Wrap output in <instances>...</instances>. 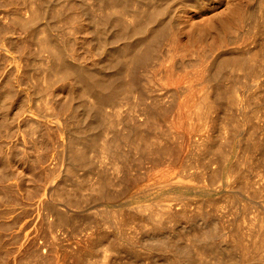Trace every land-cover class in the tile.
<instances>
[{"label": "rangeland", "instance_id": "obj_1", "mask_svg": "<svg viewBox=\"0 0 264 264\" xmlns=\"http://www.w3.org/2000/svg\"><path fill=\"white\" fill-rule=\"evenodd\" d=\"M0 1L1 2L3 1L2 3L0 2V4L2 5V8H4V9L0 8V12L2 13V14L0 13V32L1 31H4L3 33H5V34H3V36L9 37V35H6V34L8 33V29L11 27V25L8 24L9 20L6 19L7 20L6 21L4 18H6L7 14L12 9V6H11V3H9L10 0H0ZM102 1L105 2V0H102ZM150 1H151L150 2V5L151 6L149 5L150 7H148V8H145V6L142 7V5H144V2H145V1H143L140 4L139 11L136 8H134V5H133L132 1L129 2V7L126 9V13H129L130 12L131 15H132L131 18H129V19H128L127 16H125L126 15L125 14V11L120 6H118L117 4L115 5V3H112V7H111V4H108V6L106 7V5L101 2V0H95V1L94 0H85V1L84 0H38V1L37 0L36 1L35 0H25V2L23 0V2L21 3V6L19 8L20 11L18 12L21 15V16L19 15L20 18H19V22H18V23L21 22V24H20V27L17 30L19 33H17V31H15V34L13 35V37L10 38V39H8V41H13L14 43L12 45H10L11 47L9 46V48H8V45L6 44L5 47H6L7 51L4 52V53L3 52L0 53V81H1L0 82V88L2 89V91L6 89L2 93H5L6 91H8L11 86H12L11 88H13L15 90H18L19 89V91H22V93L26 97V99L28 98L27 101H26V104H25L26 106L24 105L25 110H27V109L29 110L30 109V111H31V113L33 115L32 122L35 121L36 124H38V125L40 124V125H39V127L36 126V128H38V130H36V133H34L35 135L34 134H31L33 132V130H32V132L30 130L32 128H34L36 124L34 123V125H32V124L29 123L26 126V127H28L30 125L28 127L29 129H26V127L24 125L25 124L24 122L26 120L25 118L27 117V115H25V113H24L23 116H22L23 119H21V116H20L19 119H18V123L19 124L16 123L19 126H17V125L13 126V128L15 127L14 129H16L15 131L13 129L12 132L9 133V130H7V128H6L7 131L5 130L4 127L0 128V129H2V130H0V136H1L0 137L1 138L0 139V154H1V156H3V157L5 156L6 158H8L10 160V163H11V169L12 170L15 169V171H12L13 178L8 179L7 181H5V183L3 182V184L0 185V195L2 194L4 196V194H5V196L3 198H1V200H0V213H2V215L0 214V216H1L0 217V226L1 225L3 226V227L2 226L0 227V235H1L0 236V252H1V254L5 255V256H2V261H0V264H35L36 263L35 262L36 256H34V255L35 254H38V253H39L38 255H40V258H42L44 256H47V258L49 257L48 258L49 259V263H51V264H99V263L100 264H126V263L127 264H136V263L139 264L140 262H142V264H143V262H145L144 264H146L147 263V260L146 259L147 258L152 259L151 257H153V259L156 260V263H158V264H173V261L176 260V257L175 256H177V258H179L178 260L180 262L185 257V255L184 254L182 255L181 253H178V252H174V248L171 247L172 245L175 246V247H177V248H183V249H187L189 251L191 250L190 251V256H191L192 261H193L194 258H196V259H194V262H193L194 264H196V263L197 264L198 263L199 264H204V262L206 260L207 261L205 262V264H209L211 262V258L210 257H206V259H204L205 257H200L199 258L197 255L195 256L194 252L192 253L193 248L191 246V242H190V239H189L191 237V234L195 235V234L199 233L201 230H204V229H205V231L208 230L207 232H209V237L212 236L211 238H208L207 239V241H209V243H213V245L215 247H217V245H218L219 248H221V247L223 248L224 246H228L229 248H231V250L229 252V255H230L231 251H232V253L234 251L235 254L233 253L230 256L232 257V259L234 258V261L235 262L236 261L237 262L239 261L238 263H240V261L243 262L245 260V257H246L247 259L249 258L250 261L251 260L253 261L252 263L250 261L249 262L247 261L246 263H248V264H264V261H262V260H264V242H262V241H264V238H262V236H264V228H262V225H264V132H262V131H264V34H261L262 32H264V30H262V28H264V26H262L261 30L258 29L259 31L256 30V29H251V30L255 31L253 33V31L250 30V28L252 27V25L250 27L249 22L246 21V12H245L248 9V7L250 8V7H252V6L254 7L256 5V3L254 2L256 0H207L205 2V3H207V5H205V7L202 4V1H200V0H150ZM24 3L26 5V7H24ZM131 3H132V5H131ZM152 3H153L154 6L152 5ZM198 4H200L199 7H197ZM156 6H158V7H156ZM113 7L116 10H114ZM141 7H142V9H141ZM153 7H156V8L154 9ZM34 8H35V10H34ZM109 8H110V10H109ZM161 8H163V10ZM147 9H149V10H147ZM1 10H3V11H1ZM154 10H155V12H154ZM160 10H161V12H160ZM6 11L8 13H6ZM144 11L147 12V13H145ZM150 11L152 13H157L156 14L157 16L154 14L155 17H154V15H152L153 17H151L150 19H148V21H149V23H148L149 24L148 30L151 28V30L148 31L147 30V27L144 26V25L146 24L148 26V24H147L148 21H145V20H147L146 16L149 13H151ZM215 11H217V12L215 13ZM3 12L5 13V16L4 17H3V14H4ZM137 12L138 13L141 12L140 13L141 15L140 14H137ZM142 12H144L145 14L142 13ZM159 12L161 13V15H160ZM210 12H211V14H210ZM31 14H32L33 17L31 16ZM142 14L145 15V18H144V15H142ZM158 14L160 15V17H158L159 16ZM204 14H206V15H204ZM138 15H140V16H138ZM23 16H26V17L23 18ZM262 16H264V13H262ZM156 17H158V19ZM155 18H156V20H155ZM212 18H213L214 21L212 20ZM22 20H23L24 24L22 23ZM24 20L25 21H28L29 20V21L26 22L27 25L23 27V25L26 24ZM128 20H129V22H128ZM192 20H194V21H192ZM200 20L202 22H200ZM239 20H240V23H239ZM155 21H156V23H154ZM159 21H161L162 24H164L165 22H168V23H165L164 24L167 27H165L164 25H162ZM262 21H264V18H262ZM133 22H135V25H134ZM151 22H152V24H151ZM153 23H154V25H157V26H154ZM6 25H7V27H6ZM160 25H162L163 27L160 26ZM177 25H178V27H177ZM83 26H84V28H83ZM154 27H156L154 29L155 31L157 29H159V28L160 29L157 30L156 32H153V28ZM164 27H165V29H162L163 30L162 31L161 28H164ZM89 28H91V29H89ZM217 29H218V31H217ZM65 30L67 32H65ZM86 30L90 31L89 33L91 35L89 33H87L88 31H86ZM57 33H58V35H57ZM85 33L87 35L89 34V36H87ZM257 33H260V34H257ZM16 34L17 35L20 34V35L17 37ZM150 34H151V36H149ZM180 34H181V36H180ZM95 35H97V36H95ZM215 35H216V37H215ZM82 36H83V38L86 37V39H87L86 41H90L92 39L93 40H92V42H90L88 44V42H85V40L82 38ZM19 37H20V39H18ZM56 37H58V38H56ZM90 37H93V38L91 39ZM156 37H160L159 38L160 40L159 39L158 40H159V42H161V41L162 42L161 43H158V40H157ZM13 38H17V39L16 40L15 39L13 40ZM36 38H38V39H36ZM48 38H49L50 41L47 40ZM88 38H90V39L88 40ZM166 38H169V39H166ZM21 39L23 41H24V39L25 40L27 39V40H26V42L24 41L23 44H22V41L19 42ZM44 40H46V42H43ZM142 40L143 41H146V44L144 43V45H146V46H144L142 44L143 43ZM183 40H185V41H183ZM16 41H17V43H16ZM132 41L135 42L134 43V46L136 45V43H139V44H137L138 47L135 46V49H134V47L132 45L133 44ZM137 41H140L141 44H142V46H140L141 45L140 42H137ZM168 41H170V43ZM129 42H131V43H129ZM173 42H174V45H173ZM20 43H21L22 46L25 44L24 45V48L23 47H19L20 46ZM39 43H41L42 45L41 44L39 45ZM44 43L45 44L47 43L48 45L47 44L45 45ZM147 43H149V44H147ZM152 43H153V45H152ZM157 43L159 44V46H158ZM236 43H238V45ZM16 44H18V45H16ZM49 44L52 47L49 46ZM163 44L165 46H163ZM53 45H54V47H53ZM46 46H49L51 48H49V47L47 48ZM128 46H130V48ZM153 46H156L157 48L156 47H153ZM121 47H123V49H124V47H126L125 49H131V50H133L135 52H137V50H138L137 48H139V47H142V49L144 47V49L148 50L149 52L152 51L151 52L152 54L150 56L152 58L149 59L151 62L148 60V61H146V63L147 62L148 63L150 62L149 64L151 65V69H152V66H156L155 68L153 67V70H156V71H154L155 73L153 72V74H156L157 72L160 73V75H158V73L156 74V76L158 75L157 77L155 75L152 76V74H151V77H152V80H153L152 82L154 84L156 83L157 87L160 84V86L158 87L159 89H162L163 88V90H165V88H166L165 91H168V90L172 91L171 89H173L172 92H176L177 90L174 89V88H176L175 86H177V88L178 87L180 88V89H178V91L180 90L181 92L180 93H177L176 92L177 93L176 94L177 96H175L176 98L174 97V99H173L172 108L174 109V107H175L176 111L177 112L180 111L181 113L179 112V113L176 114V111L172 109L173 111L171 112V114L173 116L169 117L165 121V124L166 125L161 122L160 123V126L162 128L160 127L159 129H160L161 132H164V133H167L168 134V136L166 138L168 140H165V141H168V143L170 142L171 145H173L174 147H176V144H180L181 151L179 150L180 152H178V153H179V155L180 154L181 155L178 156L179 158L177 157L176 161L173 162V164H166L167 166L166 165H161V167H160V165H158V166L156 165V169H155V166L153 167V165L151 163V161H152L151 158L152 157H149V155L147 157L145 155L146 159L142 161V164L141 165H137L138 163L136 161L139 159V157H140L141 154L139 153L140 155L137 154L136 156H134L136 154V153L134 154V152H137V151H134L133 150V152L130 153V151L128 150V152H127V149H126L127 146H123V147L120 146L121 148L119 147V149H117V151L120 152V153L118 152V154H119L118 156L116 154L115 155L113 154V151L112 150L115 149V147L117 146V144H116L117 142L114 143L115 141H113V140H115V138H112V137L115 136L117 138V140H119L120 138H121V140H123V138H125V137H126L125 139H128V137L130 136L129 135L130 133H128V132H131L130 130H132V131L133 130L140 131L142 129L143 131L141 130L140 132H142L143 134H146L148 132V130H147V128L145 126L144 127L143 126H141V127L138 126L140 124V121H142V119H140V117H138V113H139V108L140 107L138 105L139 102L138 103L136 102V101H138V97L136 96L138 94H136L135 96L132 97L134 99L136 97L135 100L132 99L131 97H128V99L130 98L129 101H126V103L124 102V104L122 106H119L117 108L112 109V110L118 109L116 111L118 113L115 112L116 113L115 115H114V111L109 110L111 108H109V109L108 108H100V111L104 110L102 112H104L103 114H105L106 117H107V115L109 116V119H108V122L110 123V124L108 123L109 125H107V123H104L105 125L103 124V122L105 120H102V122H100L101 121L100 118L103 116L102 112H100L102 114V115L100 114L101 117L99 116V120L97 119L96 120V123L94 125H92V127H90V129H89L91 131V134H90V131H88V130H85V131L84 130L82 131V129L80 130V135H82V136H80V139L79 140L82 142V145H81V142L78 143V145H81V146H79V149L78 150H80V152L82 153V155L84 154L82 156V157L85 158V159L82 160L84 164L81 161V163L79 164V166H76V167H74L72 169V167H70V166L67 167V164H65L63 161L61 162V160H59V159H56V160H59L60 162L59 161L56 162L54 159H51L49 157V155L51 156L52 153L54 151H56L55 149H57L56 152H59V151H61L63 149L62 148V145H63V142H64L66 136H64L61 131L64 128L62 126V127H60V129H57L58 131L60 130V132L57 133V131L55 130L56 128L53 125L52 126L49 125L48 129H51V131L53 132V134H52V132L50 130H48V131H50L49 135H51V136H49V137L51 138V140H52L51 141L50 138L48 137V134H46L45 131H44L45 128H46V127H43L45 125V122H44L45 120H43V119L40 118V117H42L44 115L53 113V111H56L57 112V108H56L55 103H53V101H51L52 98H53V96H54V94H55V92L56 91H59V92H61V96H63V97L65 96L64 99L67 98L66 101H68V106L69 107L68 106L66 107L65 114L63 115L65 117H63V119L64 120H67V121H65V124L67 123L66 125L72 131L69 128H66V129H68V131L71 132V133H75L76 132L77 127H74V126H77L76 123L80 120L81 116L83 115V113H82L83 110H84L83 108L84 107H88V108H85V109H89V108H92V107L93 108H96V107H95V105H93V99L94 98L91 95H86V93L84 92L83 88L79 87L81 85H79V84H78V86L75 85V83L72 82L74 80H71V79H66V82H65V78L64 77L66 76V74L63 75V73H61L62 72V69H61L62 67L59 65V62L56 61L52 57V54H54V51L57 48L56 50L57 51L60 50L61 54H63L62 58H63L64 63H66V64L68 63L69 66L71 64L72 65L71 67H75L76 66L75 68H78L79 67L80 70L81 69L83 70V69H88L89 68V70H94L95 69L96 71L97 70L99 71V69H100L99 72H102L100 74L103 75L104 78H108V74H109L110 71H108L109 69H107L106 67L102 66V64L108 63L109 60L115 59L117 57L116 53H118V52L121 53V51H122V49H120ZM147 47H149V48H147ZM151 47H153V48L151 49ZM176 47H178V48H176ZM42 48H44V49H42ZM117 48L119 49L118 51H116ZM26 49H27V51H26ZM139 49H140V51L138 50V52H140L142 54H143V52L145 53V51H146V50L143 49V52H142L141 51L142 49L141 48H139ZM168 49H170L171 51L168 50ZM177 49H179L180 51L177 50ZM216 49H217V51H216ZM93 51L95 53H92ZM105 51H106V53H104ZM221 51H225L227 53V56L230 54V56L232 57L231 58L229 56L230 59L227 58L228 62L225 63V64H227L228 67H230V65H229L230 62H234L231 59H233L235 56H236V58H234L235 59V62L238 61L237 62L238 64H242L243 63L246 66V67L244 65L243 66L242 65H239L238 66V67L241 66V68L239 70H242V71H239L237 69L238 67L236 69H232V70H229V71H227V69H226L225 70V73L223 72V75L222 76H224V74H226L227 76L225 75L224 78H221L219 76L218 77V80H217V83H218V81L222 80L221 83L219 82L220 85H221V87H224V86L226 87L227 86V88H223V89H224V91L226 93L229 92L228 94H230L229 89L231 87L236 88V91H235L236 94L235 95H237L236 98L238 97L237 99L240 100L239 101V104L241 103V105H237L239 109L236 106H235L236 108L235 107L233 108V106L230 104L229 101H228V103L230 105L228 103H226V105H225V106H227L226 108L225 107H222L225 103L222 104V105H220V106L217 105V107L215 106V108L213 109L214 110V113H213V110H212L211 115L210 114L208 115L209 118H211V119L207 118L206 121H203L201 119V117H197L198 115H196V114L198 112H196V111L194 112L193 111V110H195L194 109L195 104L196 105L197 104L199 105V100H200L199 98H201V94H202V89H200L199 86L200 85H203L202 80L205 77V73L203 74V72L210 65V63H207V62H210L211 60L209 61V59L210 58L212 59L216 54H218ZM66 52H68V53L66 54ZM11 53H13V54H11ZM38 53H39V55H37ZM109 53H111V54H109ZM231 53H232L233 56L231 55ZM6 55L8 57H6ZM13 55H14L15 58L18 56L17 59L13 58ZM29 55H31V56L29 57ZM46 55H48V56H46ZM158 55H160V56H158ZM107 56H109L108 59H107ZM174 56H177V57L175 58ZM80 57H81V59H80ZM88 57H90V58H88ZM155 57H157V58H155ZM184 57H185V59H184ZM238 57L241 60H239ZM28 58H29V60H27ZM71 58H72V60H70ZM105 58H106V61H105ZM247 58H248V61L249 62L248 61H245V60H247ZM25 59H26V61H25ZM122 59L123 58H121V60ZM152 59H155L154 61L155 62L157 61L159 63L157 64V63L153 62ZM159 59H160V61H159ZM6 60H7V62H6ZM161 60L164 63H161ZM177 60H178V62H177ZM44 61H45V63H43ZM78 62H80V63H78ZM82 62H84V63H82ZM235 62L234 63H231V66L233 64H237ZM246 62H248V63H246ZM16 63H18V64H16ZM41 63H43L46 67L44 68ZM46 63H48V64H46ZM148 63L147 64H144V69H146V67H147L148 70H149V72H152L153 70H150V65L148 67ZM151 63L154 64V65H152ZM35 64H36V66H35ZM161 64L162 65L164 64V65L168 66L167 67L168 70L166 69V66H164V65L161 67ZM201 65L202 66L205 65L206 67L203 66V68H202ZM247 65L249 67H247ZM49 66H50V68L47 69V67H49ZM56 66L60 67L61 70H57L58 68ZM225 67H226V65H225ZM244 67L246 69H244ZM161 68H162V70H161ZM2 69H3V71H2ZM36 69H37V71H36ZM40 69H42V71ZM144 69L140 67L138 69V72H136V77H137L138 83H141V82H143V84L145 83V81H144V77L145 76L144 77H143V75L141 76V74H144L145 73L144 72ZM170 69L171 70H174V71L171 72ZM175 69H177V71ZM191 69L194 72L191 71ZM189 70H190V72H189ZM234 70H237V72L234 71ZM246 70H248V71H246ZM163 71H166V73H168L169 75L166 74ZM179 71L181 73H184V74L181 76V73ZM1 73H2V75H1ZM58 73H61L64 76L63 77L64 79L61 77L62 75L61 74L59 75ZM173 73L174 74L175 73H179V75L178 74L173 75ZM194 73H195V75H194ZM165 74L167 75V77H166ZM40 75H43V77L40 76ZM54 75H55V77L57 79L54 78ZM9 76H10V78H9ZM12 76H13V78H15V77L17 78L18 77L17 78L18 81L15 80L16 78L13 79ZM169 76L171 78L173 77V79H175V80L170 79ZM195 76H197V77H195ZM154 77H155V80L156 79H158V80L154 81V79H153ZM188 77H190L189 80H188ZM8 78H9V80H8ZM28 78H30V79L28 80ZM219 78H221V79H219ZM5 79H6V81L8 80L7 82H10L12 80L11 81L12 83L11 82L10 83H7L5 81ZM241 79H242V81H241ZM13 80H15V83H14ZM141 80H143V81H141ZM159 80H161V81H159ZM165 80L167 82H164ZM168 80L169 81L172 80V81L169 83ZM185 80H188V82L185 81ZM246 80H248V81H246ZM172 82L175 85H173ZM190 82H192V83H190ZM4 83H7V85H5ZM72 83H74V84H72ZM70 84H72L74 86V88ZM180 84L182 86H180ZM233 84H235V85H233ZM4 85L7 88H4L3 89ZM8 86H9V88H8ZM13 86H16V88L13 87ZM195 86H196V88H195ZM71 87H72V90H71ZM201 87L203 88V86H201ZM228 87H230V88H228ZM189 88H191V90L194 89V91L193 90L192 91L191 90L189 91ZM67 89H68V91H67ZM198 90H199V92H197ZM200 90H201V93H200ZM34 91H36V92H34ZM188 91H189V93H187ZM142 92L139 91L140 94ZM192 92H193V94H192ZM256 92H258V93H256ZM0 93H1V91H0ZM183 93L185 94V96H184ZM197 93H199V94L198 95H195ZM76 94L79 97L76 96ZM179 94L181 96L183 95L186 99L184 97L183 98L185 100L182 99V97ZM187 94H189V96H187ZM192 95H195V96L190 97ZM27 96H29V97H27ZM178 96H180V98L183 101L180 98H178ZM212 96H213L212 98H214V94H212ZM86 97L89 98V99L91 98L90 101L85 100ZM195 97H196V99H195ZM44 99H45V102L43 101ZM165 99H164V101H162V103L164 102L165 105L169 106V104L166 103L169 100H167V99L165 100ZM197 99H198V101H197ZM192 100H194L193 101V103H194L193 105H192ZM228 100H230V99H228ZM40 101H43L44 104H43V102H40ZM94 102H95V99H94ZM185 102L188 103V104H186ZM85 103L87 104L86 106H84ZM162 103L161 104H158V106L160 108L163 107V106H165L164 104L162 105ZM45 104H47V105H45ZM160 105H162V106H160ZM197 106H195V107L197 108ZM188 107L190 108V111L188 110L190 113H188V111L186 110V109H188ZM221 107L224 108V109H222ZM75 108L77 109V110H75L76 112L73 111ZM125 108H127V109H125ZM216 108L219 109L220 111L216 110ZM228 108H230V109H228ZM105 110H107V112ZM174 111H175V113H174ZM191 111L193 112V114L190 115V116H192V118H190V116H189V114H191ZM235 111H237V112H235ZM56 112L54 114H56ZM108 112H111L110 114L113 117H115L116 120H114V118L111 117L110 114H107ZM119 112H121V115L119 114ZM245 112H246V114H245ZM2 113H3V111L1 112V110H0V115ZM186 113H188V118L190 119V121L188 119H186V117H185L186 115H184ZM194 113H196V114H194ZM212 113H213V116H212ZM118 114H119V116H118ZM39 115H40V117H39ZM105 115H104V118H101V119H107L105 117ZM127 115H128V117H131L132 119L129 118L130 119L129 120L127 118ZM195 115H196V117H195ZM176 116L177 117L178 116L179 117L183 116V117H181L182 119L180 118L178 120L177 118H175ZM172 117H174V118H172ZM237 117H239L241 119H239ZM123 119L124 120L127 119V120L124 121ZM175 119H177V120H175ZM199 119L202 120V121H200ZM21 120L24 121V122H22ZM41 120H43V121H41ZM168 120H169V124H168ZM182 120L185 121V122H183ZM207 120H210L211 121L210 122V125H209V123H207V122H209ZM73 121H75V122H73ZM115 121H117V124L115 123ZM175 121H178V122H176V127L174 125L175 124ZM196 121H198V123ZM237 121H238V123H237ZM97 122L100 125H98ZM113 122L117 125V128L114 127L115 124ZM119 122L122 125L121 124H118ZM195 122H196V124H195L196 127H194L195 125L193 124ZM219 122H220V124H219ZM20 123H22V124H20ZM126 123L129 124V125H127ZM200 123L202 125H200ZM123 125L124 126L126 125V126L124 127ZM182 125H184L185 128ZM31 126H33V127H31ZM71 126H72V128H71ZM93 126L94 127L96 126L97 129L94 128ZM122 126H123V128H122ZM179 126H181V127H179ZM205 126H206V128H205ZM137 127H139V129ZM167 127H170V131H169V128H167ZM92 128H94L95 130H97L96 132L98 134L95 132V130H92ZM106 128H107V131H106ZM129 128H130V130H129ZM102 129L104 130V132H103ZM124 129H125V131H124ZM171 129H174V130H171ZM226 129L227 130L229 129V130L227 131ZM242 129H243V131H242ZM24 130L25 131L28 130L29 133H27L28 131L25 132ZM120 130H122L121 133H120ZM166 130H168V131H166ZM230 130H231V132H230ZM115 131L118 132V133H116ZM123 131L125 133L126 132L127 133L125 134ZM185 131H186V133H185ZM187 131L189 132L190 135L188 134ZM39 132L42 135H40ZM99 132H102V133L100 134ZM149 132L152 133L154 131L149 130ZM173 132H174V138L172 136L173 135ZM93 133L94 134L96 133L95 134L96 135V138H95V135ZM113 133H115L116 135H114ZM123 133L126 136L122 138L121 137V134H123ZM176 133H177V135L179 137L180 136L181 137L180 138L177 137V135H175ZM87 134L88 135L90 134V136H88ZM102 134L104 135V137L102 136ZM158 134H160L159 133V130H158ZM197 134H198V136H197ZM202 134H205V136L202 135ZM223 134L224 135L226 134V136H224ZM26 135H29L30 137L29 136H26ZM52 135L53 136H56L57 135V138L56 137H52ZM84 135L86 137H88V138L86 139V137ZM98 135H100V136H98ZM112 135H114V136H112ZM152 135H154V134H152ZM156 135H157V132H155V136ZM200 135L203 136V139H202V136H201L200 139H198L200 137ZM24 136H26V137L24 138ZM37 136H38V138H37ZM97 136H98V139H100V138L102 139V137H103L104 140L103 139L102 140L100 139L101 140L100 142H104L105 141L104 142L105 144L103 143L104 146H110V145L112 146L113 144H115L114 145L115 147L112 146L113 149H111V152L108 151L110 153V155H111V156L109 155L110 159L106 156L107 154L105 155V157H103L101 154L100 155L98 154V153H101L102 147H104V146H102V143H99V141L97 142V140H98L97 139ZM105 136H106V139H105ZM207 136H208L209 139L206 138ZM71 137H72V135H70L69 138H71ZM84 137H85V139H83ZM91 137L92 138H95L96 140L94 139L95 141H93V139ZM175 138H176V140H175ZM62 139H63V141H62ZM107 139H108V141H107ZM111 139H113V140H111ZM16 140H18V141H16ZM153 140H155V139H153ZM201 140H203L204 142L201 141ZM151 141H152V139H151ZM155 141H153V142H155ZM160 141H162V140L160 139L159 142ZM191 141H193V144H195L197 142L195 144L196 145L195 147H194V145H193V147L191 146L192 145L191 144ZM60 142H62V143H60ZM83 142L86 144V145L85 144L84 145L87 146V147H85L83 145ZM87 142H89V143H87ZM94 142H96V143H94ZM106 142H108V143L106 144ZM202 142L205 143V144H203L204 147L202 145ZM30 143H31V145H30ZM98 143L101 145V151H100V148L97 147V146H100ZM160 143H164V140L162 142H160ZM53 144L54 145L56 144V145L53 146ZM88 144L90 145L89 147H88ZM96 144H98V145L96 146ZM94 145H95V148H94ZM29 146H30V148H29ZM92 146H93V149L94 150L91 148ZM197 146H199V147H197ZM6 147H7V149H6ZM51 147L52 148H55V149L54 150L53 149L51 150L50 149ZM82 147H83V150H82ZM31 148H32V150H31ZM37 148L39 149V151H38ZM96 148L99 149V152L98 153H97V149ZM108 148H110V147H108ZM218 148H220V149H218ZM88 149H90V151L92 149V152L88 151ZM128 149H130L132 151L133 145H130V147H128ZM76 150H77V148L74 147V151L75 152L78 151V150L77 151ZM51 151H53V152H51ZM84 151H86V152H84ZM111 153L114 155V157H113V155ZM128 153H130V154H128ZM182 153H183V155H182ZM102 154L104 155L105 153H102ZM123 154H124L125 158H128V161L130 160L129 162H130L131 165L128 164V166H131L132 167V169H131L132 170L131 171L132 173L131 174L132 175H135L136 174L137 177L139 175L138 178L141 179L140 181L137 180L138 182L133 181L131 183V185H130V183H128L129 185L126 184L127 181L125 180V172L122 173V169L121 168L119 170V167L122 166V161L125 159L124 156H123ZM250 154H252V155H250ZM128 155L129 156L131 155L130 156V159H129V157H126ZM256 155L258 157H256ZM13 156H15V157H13ZM93 156H95V157H93ZM116 156H117V158H116ZM119 156L123 158L122 161H120L121 158ZM191 158H193V159H191ZM238 158H239V160H238ZM17 159H18V161L20 159L23 160L22 161L23 164H22L21 168L19 167L20 164L17 161ZM34 159H36V160H34ZM25 160L27 162H25ZM200 160H201V163H200ZM198 161H199V164H198ZM116 162L118 163V165H120V163H121V165L120 166L116 165ZM27 163H29L28 164L29 166L33 164L32 165L33 166V169H35L36 171L35 170H30L29 169V166L27 165ZM112 163H115V165H113ZM59 165H61V166H59ZM64 165L68 169L66 167H64ZM91 165H93V167L96 170L94 168H92ZM114 166L115 167L117 166V167L115 168ZM139 166H140L141 169L139 168ZM239 166H241L240 167L241 169L239 168ZM78 167H79V170H78ZM83 167H84V169H83ZM149 167H151V168H149ZM146 168H147V170H146ZM152 168H154V169L151 170ZM158 169H160V170H158ZM73 170H74V172H73ZM84 170L86 171V173H85ZM64 171H65V174H63ZM137 171H138V173H137ZM52 172H53V174H52ZM79 172H81V173L79 174ZM90 172H92V173H90ZM251 172H253V173H251ZM20 173L21 174L23 173V174L21 175ZM32 174H33V176H32ZM58 174L59 175L61 174V175L59 176ZM68 174H69V176H68ZM53 175H54V177H53ZM62 175H66V176H62ZM107 175L110 176V178ZM242 175H243V177H241ZM61 176H62V178H61ZM141 176L142 177L144 176V177L142 178ZM47 177H49V178H47ZM55 177L56 178L58 177L59 179L57 178L58 179L57 180V179H55ZM96 177H98V178L96 179ZM186 177H187V180H186ZM14 178H15L16 181L14 180ZM27 178H28V180H27ZM32 178L33 179H36V181L34 180V182L32 180L33 183L29 181V179L31 180ZM99 178H101L102 181L99 180ZM176 178L179 181L180 180H182V181H180L178 183V181H177ZM218 178H219V180H218ZM67 179H69V180H67ZM94 179H96L95 181H97V182L99 181L98 184L100 185V187H99V185H97V186L95 185ZM121 179L122 180L124 179L125 182L124 181H121ZM246 179L247 180L249 179L251 181H249V180L247 181ZM19 180H21V182ZM45 180H47L46 184H45ZM77 180H78V182H77ZM184 180L186 182L188 181L189 183L188 182L185 183ZM103 181H105L106 185L104 184ZM118 181H119V183H118ZM225 181H226V183H225ZM100 182L103 185V187H101ZM181 182L184 183V184H182ZM218 182H219V185H218ZM230 182H232V183H230ZM10 183L13 184V185H11ZM30 183H31V185H29ZM43 183L45 184L43 190H45V192L48 190L47 193L49 192L47 195H45L44 197H42V199L45 198L44 200H46L45 202H47L46 203V206H42L40 204H37V200H36L37 198L39 199V197L43 194V190H42ZM49 183H51V184H49ZM74 183H76V184H74ZM120 183H123V184H120ZM197 183H199V184H197ZM208 183H209V186H208ZM216 183H217V185H216V189H215V185H213V184H216ZM58 184L59 185L61 184L59 186V188H57L58 187ZM92 184H94V186H96V187L94 188L92 186ZM48 185H50V189H49V186ZM79 185H80V187H79ZM205 185H207V186H205ZM251 185H252V187H251ZM81 186H82V189H81ZM55 187H56L57 190L54 189ZM61 187H63V188L61 189ZM66 187H68V188H66ZM74 187H76V188H74ZM78 187H79V189H78ZM210 187H212V188H210ZM16 188H17V190H16ZM52 188H53V193H52V196H51V193H50L51 191H49V190H52ZM83 188H84V190H83ZM85 188H86V190H85ZM57 192H59L61 196ZM88 192H91V193H88ZM101 192H103L104 194L103 193L101 194ZM16 193H17V195H15ZM92 193H93V195H91ZM94 193H96V194H94ZM255 193H256V195H255ZM28 194L31 195V199H30V196ZM65 194H68V195H65ZM101 195H104V196L107 195V197L104 199V197L103 198L100 197ZM245 195L246 196L248 195L247 196L248 198ZM48 196H51V197H49V199H48ZM115 196H118V197H115ZM227 196H228V198H227ZM59 197H61L63 199H61V198L59 199ZM67 197H69L72 201L69 200V198H67ZM114 197L117 198V199H115ZM64 198L65 199H68L72 203L71 202H69V203L66 202V200ZM86 198L88 199V201L86 200ZM114 199H115V201H114ZM24 200H25V202H24ZM48 200H51V201H48ZM60 201H61V203H60ZM94 201H96V202H94ZM231 201H233V202L231 203ZM85 202H87V203H85ZM152 202H153L154 205L152 204ZM156 202L159 205H156L157 204ZM160 202H161V204H160ZM64 203H66L67 205L64 204ZM70 203H71V205L73 207H71ZM4 204H6V205H4ZM49 204H50V206L47 208V206ZM60 204H61V206H60ZM81 205L84 206L83 209H82V206ZM165 205L168 206L169 208L172 207L170 210H171V212L173 210L172 214L175 215L176 222L179 223V224L176 223L179 226H176V225L174 226L173 222L170 223V224L168 223V225H170V228H171V226H173V229L171 228L173 231L170 230V228H168L169 226H167V224H166V226H164V228H165L164 229V232L165 233L163 235H161L163 237H161V239H158V241H161V243L168 245V248L169 249L167 248V250H166V249H164L162 247H158V248L156 247L155 250L153 248L150 251H149V249L148 250L143 249L141 246H142V243H144V242L141 241V238H142V235L144 237H146V235L148 233L147 230L150 229L149 228L150 225H147L145 227L142 224H140L141 222H144V219L142 221L141 216L142 217L144 216L143 218L146 219L147 218V215L145 217V214H147L148 211H151V210L157 211L158 208L161 211L162 209H165V207H166ZM64 206L68 207V209L66 207L64 208ZM154 206L157 209H155ZM158 206H161V207H158ZM191 207L192 208L194 207V208L192 209ZM15 208L17 209L16 211H15ZM160 208H162V209H160ZM180 208H182V209L180 210ZM61 209L62 210L66 209V211L64 210V212L66 213V215H69V216H66L67 217L66 224L64 226H62L63 228L61 226H60V228H59V226H57L56 228L58 229V231H57L56 228H53V229H56V233L55 234H52V230L53 229H51V233H49L50 227L49 228H47V227L50 226L49 223H51V221L53 220L52 219L53 217H52V215H51L50 212H52V214H53L54 211L55 212L56 211H59V210L62 211ZM121 209H122V211H121ZM135 209H137V210L138 209H141L140 212L143 211V213H140L139 210L136 212ZM68 210H69V213L71 212L70 214L67 212ZM113 210H115V211H113ZM190 210H191V212H190ZM74 211H76V212H74ZM95 211H96V213H95ZM145 211H146V213H145ZM180 211H182V212L185 211V212H184V214H182V212H180ZM115 212H118V213L120 212V213L117 214ZM230 212H232V213H230ZM132 213H134V214H132ZM126 214H128V215L130 214L129 221H130V224L131 225L128 223L129 222L128 221V216H126ZM229 214H231V215H229ZM260 214L262 215V217L260 216ZM47 215L49 216V218H48L49 221H47V217H48ZM76 215L79 216V218H77ZM92 215H94V216H92ZM243 215L246 218L243 217ZM13 216H15V217L13 218ZM136 216H137V219L135 218ZM98 217H100V218H98ZM114 217H116V218H114ZM131 217H133V218H131ZM204 217L205 218L207 217V218L205 219ZM203 218L205 220L208 219V221H204ZM69 219H70V221H69ZM73 219H77V220H74V222H73ZM100 219H102V220H100ZM117 219H118V222L120 220L119 224L117 222ZM123 219H126V220H123ZM133 219H134V221H133ZM240 219H242L243 221H241ZM87 220L91 224H89V222ZM97 220H98V223H96ZM136 220L138 222H136ZM85 221H86V223H85ZM194 222H195V224H194ZM203 222L205 224L206 223L207 224L205 225ZM70 223H72L73 225L70 224ZM84 223H85V225H84ZM105 223H106V225H104ZM123 223H126V224H123ZM254 223H256V224H254ZM45 224L46 225L48 224V226H46ZM139 224H140V226H139ZM235 224H236V226H235ZM248 224H249V226H248ZM94 225L97 228L94 227ZM122 225H123V227H122ZM193 225H194V227H193ZM220 225H222L223 227L220 226ZM260 225H261V227H260ZM141 226H142V228H140ZM234 226H235V228H234ZM66 227H67L68 230H66ZM137 227H138V229H137ZM174 227H178V228H175L174 229ZM247 227L250 229L249 231H248V229H246ZM46 228H47V230H46ZM134 228H136V229H134ZM202 228H204V229H202ZM139 229H140V231H138ZM180 229H182V230H180ZM217 229H218V231L220 233L217 231ZM26 230H27V232H26ZM72 230H74V231H72ZM82 230H83V232H82ZM211 230H212L213 233L211 232ZM141 231H143V232H141ZM72 232H74V234H72ZM125 232L128 233V234H126ZM26 233L28 235V240H30L29 241L30 243L29 242L27 243L26 241L23 242L24 235ZM123 233H125V235ZM240 233L242 234V237H240L241 236ZM49 234H51L52 236L49 235ZM87 234L90 235V238L88 237L89 241H88L87 238H85L87 240H85L83 242V239H84V237H87ZM177 234H178V236L180 238H178ZM244 234H247V235H244ZM250 234H251V237H250ZM253 234H254L255 239L252 238L253 237ZM17 235H18V237H17ZM22 235H23V237H22ZM260 235H262V236L260 237ZM127 236H129V237H127ZM238 236L240 237V239L243 238L242 240H244V241L241 240V242H240L243 246H246V247L247 246H249V247H253L254 246L255 249H254V251H252L253 253H251L250 250L247 249V251H245V253H247V256H246L244 252L242 253L241 251L237 250L238 248L236 249L235 245H238V243L240 241L239 238H238ZM243 236H246V237H243ZM52 237H53V239L55 237L56 238L55 239L56 241H53L52 240ZM221 237H223L224 240H227V242L224 241L223 238H221ZM225 237H227V239H225ZM247 237H248V239L246 240ZM96 238H97V240H96ZM112 238H114V239H112ZM135 238L136 239H139L138 241H140V242H138L137 240H135ZM257 238H260L261 240L259 239L260 240L259 241ZM90 239L93 240V241H91ZM72 241H74L73 243H75V244H78V242H81V241L84 244H85L86 241H87L86 244L89 242V244H87V245H84L82 242L80 244H78L79 246L82 245V247H83V245H84V247L86 246L85 247V250H86L87 247H89V248H87L88 250H86V253H85V250L82 251L81 254L83 256L80 254L81 256L76 257L77 256L76 255L75 256L76 259H75V257H72V255H69V253L71 252V250L73 252L74 249L76 248L74 246V244L71 243ZM221 241H223V242H221ZM256 241L259 242V243L257 244ZM8 242H9V244H8ZM20 242H22L23 244H21ZM149 242L150 241H146L145 244H150L151 242L150 243ZM260 242H262V243H260ZM61 243H62V247H61ZM65 243H67V244H65ZM95 243H96V245H95ZM56 244L58 245L57 246L58 248L56 247ZM116 244H118V245H116ZM17 245H19V246H17ZM20 245H22V247ZM53 245L56 247V249H55L56 252L53 251ZM231 245H234V247L231 246ZM118 246H120V247H118ZM70 247H72V248H70ZM189 247H190V249H189ZM68 248H69V250L70 249L71 250L68 251L67 250ZM95 248H96V250H94ZM160 249H162V250H160ZM35 250H38V251L35 252ZM99 250H101V251H99ZM137 250H139V251H137ZM140 250H141V252H140ZM257 251L258 252L261 251V252L260 253H257ZM98 254H99V256H98ZM4 257H5V259H4ZM33 257L35 259H33ZM80 257H81L82 260L80 259ZM83 257H85V258H83ZM96 257L97 258H100V259H97ZM198 258L201 259V260H199ZM202 258L204 259L203 261H202ZM235 258H237V259L235 260ZM253 258H255V260ZM79 259L81 260L80 262L78 261ZM125 260H126V262H125ZM128 260H130V261H128ZM197 260H198V262H197ZM208 260H210V262ZM256 260H258V261L255 262ZM185 262L183 264H191V263H185ZM259 262H261V263H259Z\"/></svg>", "mask_w": 264, "mask_h": 264}, {"label": "bare ground", "instance_id": "obj_2", "mask_svg": "<svg viewBox=\"0 0 264 264\" xmlns=\"http://www.w3.org/2000/svg\"><path fill=\"white\" fill-rule=\"evenodd\" d=\"M36 1V0H35ZM38 1V0H37ZM85 1V0H84ZM95 1V0H94ZM132 1V3H133V5H134V8H136L138 11H139V8H140V4L143 2V1H145L144 2V5H142V7L143 6H145V8H148V7H150L151 5H150V0H105V2L104 1H102L101 0V2L102 3H104L105 5H106V7L108 6V4H111V7H112V3H115V5L117 4L118 6H120L124 11H125V16H127L128 17V19L129 18H131V13L129 14V13H126V9L129 7V2H131ZM200 1H202V4L204 5V7H205V5H207V3H205L207 0H200ZM1 2V1H0ZM3 2V1H2ZM1 2V3H2ZM23 2V0H10V2L9 3H11V6H12V9L10 10V12L8 13L7 11H6V13H8L7 14V16H6V18H4L5 20L6 19H8L9 20V22H8V24L9 25H11V27L8 29V33L6 34V35H9V37H6V36H3V34H5V33H3L4 31H1L0 32V53L1 52H6L7 51V49H6V47H5V45L7 44L8 45V48H9V46L10 45H12L14 42L13 41H8V39H10V38H12L13 37V35L15 34V31H17L18 30V28L20 27V24H21V22L20 23H18L19 22V15H20V13H18L20 10H19V8H20V6H21V3ZM24 2H25V0H24ZM255 3H256V5L252 8V7H248V9L245 11L246 12V21H248L249 22V24H250V27H251V25H252V27L250 28V30L251 29H256V30H258V29H260L261 30V28H262V26H264V21H262V18H264V16H262V13H264V0H256V1H254ZM253 2V3H254ZM5 3V2H4ZM46 3V2H45ZM44 3V4H45ZM92 3V2H91ZM132 3H131V5H132ZM163 3V2H162ZM165 3V2H164ZM35 4V3H34ZM51 4V3H50ZM54 4V3H53ZM61 4V3H60ZM121 4V5H120ZM243 4V3H242ZM150 5V6H149ZM152 5H153V3H152ZM202 5V6H203ZM215 5V4H214ZM226 5V4H225ZM31 6V5H30ZM57 6V5H56ZM55 6V7H56ZM154 6V5H153ZM161 6V5H160ZM200 6V4H198L197 5V7H199ZM218 6V5H217ZM24 7H26V5H25V3H24ZM58 7V6H57ZM110 7V8H111ZM115 7V6H114ZM113 7V8H114ZM142 7H141V9H142ZM156 7H158V6H156ZM156 7H153L154 9L156 8ZM0 8H2V5L0 4ZM6 8V7H5ZM110 8H109V10H110ZM112 8V9H113ZM116 8V7H115ZM114 8V10H116ZM244 8V7H243ZM2 9H4V8H2ZM23 9V8H22ZM29 9V8H28ZM55 9V8H54ZM59 9V8H58ZM61 9V8H60ZM89 9V8H88ZM131 9V8H130ZM144 9V8H143ZM151 9V8H150ZM160 9V8H159ZM162 10H163V8H161ZM213 9V8H212ZM222 9V8H221ZM25 10V9H24ZM34 10H35V8H34ZM136 10V11H137ZM145 10V9H144ZM147 10H149V9H147ZM146 10V11H147ZM245 10V9H244ZM1 11H3V10H1ZM5 11V10H4ZM95 11V10H94ZM120 11V10H119ZM118 11V12H119ZM135 11V10H134ZM142 11V10H141ZM153 11V10H152ZM223 11V10H222ZM34 12V11H33ZM93 12V11H92ZM107 12V11H106ZM128 12V11H127ZM145 12V11H144ZM144 12H142V13H144ZM151 12V11H150ZM154 12H155V10H154ZM160 12H161V10H160ZM159 12V13H160ZM217 11H215V13H216ZM1 13V12H0ZM4 13V12H3ZM40 13V12H39ZM99 13V12H98ZM134 13V12H133ZM141 13V12H140ZM140 13H138L137 12V14H140ZM145 13H147V12H145ZM144 13V14H145ZM2 14V13H1ZM43 14V13H42ZM78 14V13H77ZM136 14V15H137ZM144 14H142V15H144ZM156 15L157 13H149L147 16H146V18H147V20H145V21H148V19H150L151 17H153L152 15ZM173 14V13H172ZM171 14V15H172ZM210 14H211V12H210ZM209 14V15H210ZM74 15V14H73ZM93 15V14H92ZM104 15V14H103ZM111 15V14H110ZM141 15V14H140ZM140 15H138V16H140ZM155 15H154V17H155ZM159 15V14H158ZM160 15H161V13H160ZM160 15L158 16V17H160ZM168 15V14H167ZM204 15H206V14H204ZM216 15V14H215ZM214 15V16H215ZM5 16V13L3 14V17ZM21 16V15H20ZM27 16V15H26ZM26 16H23V18L24 17H26ZM31 16H32V14H31ZM157 16V15H156ZM33 17V16H32ZM31 17V18H32ZM35 17V16H34ZM158 17H156L157 19H158ZM168 17V16H167ZM207 17V16H206ZM239 17V16H238ZM241 17V16H240ZM30 18V19H31ZM58 18V17H57ZM144 18H145V15H144ZM156 18H155V20H156ZM162 18V17H161ZM201 18V17H200ZM33 19V18H32ZM35 19V18H34ZM42 19V18H41ZM68 19V18H67ZM154 19V18H153ZM152 19V20H153ZM215 19V18H214ZM239 19V18H238ZM65 20V19H64ZM134 20V19H133ZM212 20H213V18H212ZM7 21V20H6ZM5 21V22H6ZM21 21V20H20ZM25 21V20H24ZM29 21V20H28ZM28 21H25V23L26 22H28ZM39 21V20H38ZM37 21V22H38ZM57 21V20H56ZM75 21V20H74ZM162 21V20H161ZM161 21H159L160 23H161ZM192 21H194V20H192ZM214 21V20H213ZM216 21V20H215ZM3 22V21H2ZM128 22H129V20H128ZM140 22V21H139ZM138 22V23H139ZM158 22V23H159ZM165 22V21H164ZM188 22V21H187ZM200 22H202L201 20H200ZM22 23L24 24V22H23V20H22ZM134 23V25H135V22H133ZM149 23V21L147 22V24ZM154 23H156V21L154 22ZM154 23H153V25H154ZM165 23H168V22H165ZM164 23V24H165ZM179 23V22H178ZM199 23V22H198ZM218 23V22H217ZM239 23H240V20H239ZM4 24V23H3ZM43 24V23H42ZM64 24V23H63ZM68 24V23H67ZM151 24H152V22H151ZM150 24V25H151ZM162 24V23H161ZM164 24H162V25H164ZM203 24V23H202ZM242 24V23H241ZM27 25V23L25 24V25H23V27L24 26H26ZM55 25V24H54ZM100 25V24H99ZM143 25V24H142ZM152 25V26H153ZM162 25H160V26H162ZM205 25V24H204ZM69 26V25H68ZM137 26V25H136ZM144 26H146L147 27V30H148V27H149V24H148V26L145 24ZM154 26H157V25H154ZM159 26V25H158ZM165 27H167L166 25H164ZM188 26V25H187ZM195 26V25H194ZM6 27H7V25H6ZM46 27V26H45ZM143 27V26H142ZM145 27V28H146ZM163 27V26H162ZM165 27L164 28H161V30L162 29H165ZM177 27H178V25H177ZM42 28V27H41ZM44 28V27H43ZM83 28H84V26H83ZM94 28V27H93ZM106 28V27H105ZM137 28V27H136ZM156 27H154L153 28V32H156L157 30H159V29H157L156 31L154 30ZM89 29H91V28H89ZM96 29V28H95ZM94 29V30H95ZM102 29V28H101ZM186 29V28H185ZM200 29V28H199ZM238 29V28H237ZM248 29V28H247ZM26 30V29H25ZM67 30V29H66ZM65 30V32H67ZM149 30H151V28L149 29ZM148 30V31H149ZM262 30H264V28H262ZM30 31V30H29ZM59 31V30H58ZM64 31V30H63ZM62 31V32H63ZM80 31V30H79ZM84 31V30H83ZM86 31H88V30H86ZM85 31V32H86ZM98 31V30H97ZM147 31V32H148ZM163 31V30H162ZM179 31V30H178ZM217 31H218V29H217ZM222 31V30H221ZM232 31V30H231ZM238 31V30H237ZM244 31V30H243ZM247 31V30H246ZM251 31H253V30H251ZM259 31V30H258ZM27 32V31H26ZM90 31H88L87 33H89ZM93 32V31H92ZM110 32V31H109ZM139 32V31H138ZM152 32V33H153ZM171 32V31H170ZM255 31H253V33H254ZM261 32V31H260ZM17 33H19L18 31H17ZM39 33V32H38ZM45 33V32H44ZM64 33V32H63ZM158 33V32H157ZM161 33V32H160ZM179 33V32H178ZM204 33V32H203ZM222 33V32H221ZM237 33V32H236ZM252 33V32H251ZM86 34V33H85ZM90 34V33H89ZM89 34L87 35V36H89ZM106 34V33H105ZM149 34V33H148ZM162 34V33H161ZM171 34V33H170ZM195 34V33H194ZM224 34V33H223ZM231 34V33H230ZM234 34V33H233ZM257 34H260V33H257ZM261 34H264V32H262ZM17 35V34H16ZM20 35V34H19ZM19 35H17V37L19 36ZM43 35V34H42ZM57 35H58V33H57ZM62 35V34H61ZM80 35V34H79ZM83 35V34H82ZM91 35V34H90ZM132 35V34H131ZM140 35V34H139ZM173 35V34H172ZM178 35V34H177ZM247 35V34H246ZM85 36V35H84ZM95 36H97V35H95ZM106 36V35H105ZM110 36V35H109ZM108 36V37H109ZM149 36H151V34L149 35ZM148 36V37H149ZM180 36H181V34H180ZM205 36V35H204ZM220 36V35H219ZM222 36V35H221ZM252 36V35H251ZM257 36V35H256ZM27 37V36H26ZM38 37V36H37ZM42 37V36H41ZM215 37H216V35H215ZM226 37V36H225ZM240 37V36H239ZM56 38H58V37H56ZM82 38H83V36H82ZM91 39L93 38V37H90ZM90 38H88V40L90 39ZM118 38V37H117ZM153 38V37H152ZM151 38V39H152ZM155 38V37H154ZM157 38V40L160 38V37H156ZM171 38V37H170ZM178 38V37H177ZM238 38V37H237ZM250 38V37H249ZM16 40L17 38H13V40ZM18 39H20V37L18 38ZM36 39H38V38H36ZM84 40H85V42H88V44L90 43V42H92V40H90V41H86L87 39H86V37L85 38H83ZM107 39V38H106ZM166 39H169V38H166ZM176 39V38H175ZM187 39V38H186ZM193 39V38H192ZM224 39V38H223ZM222 39V40H223ZM248 39V38H247ZM27 40V39H26ZM26 40L24 39V41L26 42ZM41 40V39H40ZM47 40H49V38L47 39ZM82 40V39H81ZM155 40V39H154ZM160 40V39H159ZM159 40H158V43H161V42H159ZM162 40V39H161ZM165 40V39H164ZM177 40V39H176ZM182 40V39H181ZM225 40V39H224ZM246 40V39H245ZM18 41V40H17ZM17 41H16V43H17ZM22 41V44H23V40L21 39L19 42H21ZM42 41V40H41ZM50 41V40H49ZM69 41V40H68ZM71 41V40H70ZM80 41V40H79ZM95 41V40H94ZM106 41V40H105ZM141 41V40H140ZM140 41H137V42H140ZM151 41V40H150ZM156 41V40H155ZM171 41V40H170ZM170 41H168L169 43H170ZM183 41H185V40H183ZM28 42V41H27ZM43 42H46V40H44ZM67 42V41H66ZM142 44L144 45V43L146 44V41H143L142 40ZM153 42V41H152ZM172 42V41H171ZM177 42V41H176ZM181 42V41H180ZM228 42V41H227ZM246 42V41H245ZM42 43V42H41ZM41 43H39V45L41 44ZM55 43V42H54ZM53 43V44H54ZM71 43V42H70ZM94 43V42H93ZM129 43H131V42H129ZM132 45H133V47H134V49H135V46H137V44H139V43H136V45L134 46V43L135 42H133L132 41ZM156 43V42H155ZM157 43V44H158ZM189 43V42H188ZM208 43V42H207ZM27 44V43H26ZM30 44V43H29ZM45 44V43H44ZM43 44V45H44ZM47 44V43H46ZM45 44V45H46ZM51 44V43H50ZM49 44V46H51ZM75 44V43H74ZM140 44H141V42H140ZM142 44L140 45V46H142ZM147 44H149V43H147ZM165 44V43H164ZM163 44V46H165ZM190 44V43H189ZM197 44V43H196ZM237 45H238V43H236ZM243 44V43H242ZM249 44V43H248ZM16 45H18V44H16ZM25 45V44H24ZM24 45L22 46L21 45V43H20V46L19 47H23L24 48ZM28 45V44H27ZM42 45V44H41ZM48 45V44H47ZM129 45V44H128ZM152 45H153V43H152ZM155 45V44H154ZM173 45H174V42H173ZM186 45V44H185ZM199 45V44H198ZM225 45V44H224ZM244 45V44H243ZM49 46H46L47 48L49 47ZM84 46V45H83ZM86 46V45H85ZM122 46V45H121ZM131 46V45H130ZM130 46H128L129 48H130ZM144 46H146V45H144ZM149 46V45H148ZM157 46V45H156ZM156 46H153V47H156ZM158 46H159V44H158ZM176 46V45H175ZM174 46V47H175ZM178 46V45H177ZM181 46V45H180ZM183 46V45H182ZM218 46V45H217ZM227 46V45H226ZM11 47V46H10ZM18 47V46H17ZM44 47V46H43ZM52 47V46H51ZM51 47H49V48H51ZM53 47H54V45H53ZM101 47V46H100ZM138 47V46H137ZM136 47V48H137ZM153 47H151V49L153 48ZM173 47V48H174ZM238 47V46H237ZM247 47V46H246ZM26 48V47H25ZM93 48V47H92ZM126 47H124V49H123V47H121L120 49H122V51H121V53H116V55H117V57L115 58V59H113V60H109V62L108 63H104V64H102V66H104V67H106L107 69H109L108 71H110L109 72V74H108V78H104L103 77V75H101L100 73H102V72H99L100 71V69H99V71L97 70H89V68L88 69H79V67L78 68H75V67H71L72 65L70 64V66L68 65V63L66 64V63H64V61H63V58H62V56H63V54H61V52H60V50L59 51H57L55 48V51H54V54H52V57L56 60V61H58L59 62V65L62 67L61 69H62V72L61 73H63V75L64 74H66V76L64 77L61 73H58L59 75L61 74L62 76V78L64 77L65 78V82H66V79H71V80H74V81H72V82H74L75 83V85H77L78 86V84L79 85H81V86H79V87H81V88H83V90H84V92L86 93V95H91L94 99H95V102H94V99H93V105H95V107L96 108H89V109H85V108H88V107H84L82 110H83V115L81 116V118H80V120L76 123V125L77 126H74V127H77V129H76V134L75 133H71V132H69L68 131V129H66V128H69L66 124H65V121H67V120H64L63 119V117H65V116H63L64 114H65V109H66V107L68 106V101H66V99H64V97L63 96H61V92H59V91H56L55 92V94H54V96H53V98H52V100L51 101H53V103H55V105H56V108H57V112L56 111H53V113H50V114H47V115H44V116H42V117H40V115H39V117L41 118V119H43V120H45L44 122H45V125L43 126V127H46L45 128V133L46 134H48V137L49 136H51V135H49V133H50V131H51V129H48V127H49V125H53L56 129V131H57V133L58 132H60V130L58 131L57 129H60V127H62L63 126V130L61 131L62 133H63V135L64 136H66L65 137V140H64V142H63V145H62V150L61 151H59V152H56L57 151V149H55V148H52L53 146H55L54 144H53V146L50 148L51 150L53 149H55L56 151H51V152H53L52 153V155L50 156L49 155V157L51 158V159H54L56 162L57 161H59V160H61V162L63 161L65 164H67V167L68 166H70V167H72V169L74 168V167H76V166H79V164L81 163V161L83 160V159H85L84 157H82L83 155H82V153L80 152V150H78L79 149V146H81L82 145V142L79 140L80 139V136H82V135H80V130L82 129V131L84 130H88V131H90L89 129H90V127H92V125H94L95 123H96V120L98 119L99 120V116H100V112H102V111H104V110H102V111H100V108H111V109H109V110H112V109H114V108H117V107H119V106H122L123 104H124V102L126 103V101H129V99H128V97H133V96H135L136 94H138V95H136L137 97H138V101H136L137 103L139 102V113H138V117H140V119H142V121H140V124L138 125L139 127H141V126H145L146 128H147V130H148V132L146 133V134H143L142 132H140V131H138V130H130V128H129V130L131 131V132H128V133H130L129 135V137H128V139H125L126 137V133L124 132L125 131V129H124V135L123 134H121V137L123 138V137H125V138H123V140H121V138L119 139V140H117V138L114 136V135H116L115 133H113L114 135H112V136H114V137H112V138H115V140H113V139H111V140H113V141H115L114 143H116L117 144V146L115 147L114 145L115 144H113L112 146L113 147H115V149H113L112 148V146L110 145V146H104L103 145V143L105 142H100L102 139H103V137H104V135L102 134V139L100 140V139H98V136H100V135H98L97 136V142L99 141V143H102V146H104V147H102V151H101V145L100 146H97L98 144H96V146L98 147V148H100V151H101V153H98L99 152V149L98 148H96L97 149V153L100 155H102L103 157H105V155L110 159V157H109V155H110V153L109 152H111V149H113L112 151H113V154L115 155H119L118 154V152L119 151H117V149H119V147L121 146V147H123V146H127V152H128V150L130 151V153H132L133 152V150L134 151H137V152H134V156H136L137 154H139L140 155V157H139V159L136 161L138 164L137 165H141L142 164V161L143 160H145L146 159V157L149 155V157H152L151 159H152V161H151V163H152V165H153V167L155 166V169H156V165L158 166V165H160V167H161V165H166V164H173V162H175L176 161V159H177V157L178 156H180L179 155V153L178 152H180L181 151V147H180V144H176V147H174L173 145H171V143L169 142L168 143V141H165V140H168V139H166L167 138V136H168V134L167 133H164V132H161L160 131V123L162 122V123H164L165 124V121L169 118V117H171V116H173L172 114H171V112L173 111V110H175L176 111V109H175V107H174V109L172 108V103H173V99H174V97L175 96H177L176 94L177 93H180L181 91L179 90L178 91V89H180L179 87L177 88V86H175L176 88H174V89H176L177 91V93L176 92H172L173 91V89H171L172 91H170V90H168V91H165L166 90V88H165V90H163V88L162 89H159L158 87L160 86V84H159V86L157 87V85H156V83L154 84L152 81V77H151V74H152V76H156V74L158 73H156V74H153V72L154 71H156V70H153V67L155 68L156 66H152V69H151V65L149 64L151 61L149 60V59H151L152 57H150L151 56V52H149L148 50H146V49H144V47H143V49L144 50H146L145 51V53L143 52V49H142V47H139V48H141L142 50V52H143V54L142 53H140V52H138V50L140 51V49L139 48H137L136 50H137V52H135V51H133V50H131V49H125ZM147 48H149V47H147ZM157 48V47H156ZM162 48V47H161ZM172 48V49H173ZM176 48H178V47H176ZM185 48V47H184ZM195 48V47H194ZM203 48V47H202ZM216 48V47H215ZM219 48V47H218ZM227 48V47H226ZM229 48V47H228ZM244 48V47H243ZM35 49V48H34ZM42 49H44V48H42ZM53 49V50H54ZM68 49V48H67ZM196 49V48H195ZM220 49V48H219ZM224 49V48H223ZM10 50V49H9ZM50 50V49H49ZM63 50V49H62ZM119 49L117 48V50L116 51H118ZM156 50V49H155ZM168 50H170V49H168ZM177 50H179V49H177ZM184 50V49H183ZM230 50V49H229ZM26 51H27V49H26ZM43 51V50H42ZM48 51V50H47ZM115 51V50H114ZM164 51V50H163ZM171 51V50H170ZM173 51V50H172ZM180 51V50H179ZM190 51V50H189ZM206 51V50H205ZM214 51V50H213ZM216 51H217V49H216ZM244 51V50H243ZM259 51V50H258ZM78 52V51H77ZM157 52V51H156ZM165 52V51H164ZM175 52V51H174ZM24 53V52H23ZM68 52H66V54H67ZM92 53H95L94 51L92 52ZM104 53H106V51L104 52ZM158 53V52H157ZM189 53V52H188ZM253 53V52H252ZM11 54H13V53H11ZM65 54V53H64ZM109 54H111V53H109ZM171 54V53H170ZM174 54V53H173ZM179 54V53H178ZM206 54V53H205ZM246 54V53H245ZM251 54V53H250ZM10 55V54H9ZM28 55V54H27ZM37 55H39V53L37 54ZM70 55V54H69ZM95 55V54H94ZM107 55V54H106ZM175 55V54H174ZM190 55V54H189ZM231 55H232V53H231ZM31 55H29V57H30ZM41 56V55H40ZM44 56V55H43ZM46 56H48V55H46ZM84 56V55H83ZM110 56V55H109ZM109 56H107V59L109 58ZM156 56V55H155ZM158 56H160V55H158ZM229 56H230V54L227 56V53L225 52V51H221V52H219L218 54H216L212 59L210 58L209 59V61L210 62H207V63H210V65L207 67V69L203 72V74L205 73V77L203 78V80H202V83H203V85H200L199 87H200V89H202V94H201V98H199L200 100H199V105L197 106L196 104H195V106H197V108L194 106V109L195 110H193L194 112L196 111V112H198L197 114L196 113H194V114H196V115H198L197 117H201V119L203 120V121H206V119L207 118H209V114L211 115V112H212V110L215 108V106L217 107V105H222V104H224L222 107H227V106H225L226 105V103H228V101L230 102V104L233 106V108L236 106L237 108H238V106L237 105H241V103L239 104V101L240 100H238L237 98H236V96L237 95H235L236 93H235V91H236V88H234V87H228V88H230L229 89V91H230V94H228L229 92H225L224 91V89L223 88H227V86L225 87H221V85H220V83L222 82V80H220V81H218V83H217V80H218V77L220 76L221 78H224V76L226 75V74H224V76H222L223 75V72L225 73V70L227 69V71H229V70H232V69H236L239 65H244L245 66V64H238L237 62H235V59L234 58H236V56L233 58V59H231L232 61H234L235 63H237V64H233L232 66H231V63H234V62H230V67H228L227 66V64H225L226 62H228V60H227V58L228 59H230L229 58ZM233 56V55H232ZM6 57H8L7 55H6ZM18 57V56H17ZM17 57L15 58L14 57V55H13V58H15V59H17ZM27 57V56H26ZM25 57V58H26ZM69 57V56H68ZM106 57V56H105ZM171 57V56H170ZM175 58L177 57V56H174ZM187 57V56H186ZM231 57V56H230ZM241 57V56H240ZM243 57V56H242ZM250 57V56H249ZM79 58V57H78ZM83 58V57H82ZM88 58H90V57H88ZM121 58H123L122 60H121ZM154 58V57H153ZM155 58H157V57H155ZM169 58V57H168ZM191 58V57H190ZM189 58V59H190ZM232 58V57H231ZM244 58V57H243ZM242 58V59H243ZM8 59V58H7ZM51 59V58H50ZM53 59V60H54ZM80 59H81V57H80ZM112 59V58H111ZM162 59V58H161ZM184 59H185V57H184ZM238 59H239V57H238ZM257 59V58H256ZM14 60V59H13ZM27 60H29V58L27 59ZM41 60V59H40ZM46 60V59H45ZM48 60V59H47ZM70 60H72V58L70 59ZM150 61L149 63H148V67H149V65H150V70H153L152 72H149V70H148V68L146 67V69H144V64H147L146 63V61ZM155 59H152V61L153 62H155L154 61ZM183 60V59H182ZM237 60V59H236ZM239 60H241V59H239ZM245 60V59H244ZM258 60V59H257ZM12 61V60H11ZM25 61H26V59H25ZM39 61V60H38ZM49 61V60H48ZM79 61V60H78ZM82 61V60H81ZM88 61V60H87ZM105 61H106V58H105ZM159 61H160V59H159ZM245 61H248V58H247V60H245ZM6 62H7V60H6ZM5 62V63H6ZM15 62V61H14ZM47 62V61H46ZM75 62V61H74ZM152 62V63H153ZM173 62V61H172ZM177 62H178V60H177ZM249 62V61H248ZM248 62H246V63H248ZM21 63V62H20ZM43 63H45V61L43 62ZM43 63H41L42 65H43V67L45 68L46 66L43 64ZM78 63H80V62H78ZM82 63H84V62H82ZM100 63V62H99ZM151 63V64H152ZM155 63H159V62H155ZM161 63H164V62H162V60H161ZM168 63V62H167ZM174 63V62H173ZM240 63V62H239ZM7 64V63H6ZM16 64H18V63H16ZM46 64H48V63H46ZM58 64V63H57ZM66 64V65H65ZM86 64V63H85ZM40 65V64H39ZM41 65V66H42ZM50 65V64H49ZM152 65H154V64H152ZM160 65V64H159ZM164 65V64H163ZM162 64H161V67L163 66ZM206 65V64H205ZM205 65H203V66H205ZM225 65H226V67H225ZM256 65V64H255ZM14 66V65H13ZM12 66V67H13ZM17 66V65H16ZM35 66H36V64H35ZM38 66V65H37ZM51 66V65H50ZM50 66L49 67H47V69L48 68H50ZM164 66H166V65H164ZM174 66V65H173ZM202 66V65H201ZM203 66H202V68H203ZM9 67V66H8ZM11 67V68H12ZM57 68V70H61L60 69V67H58V66H56ZM143 68L144 69V74H141V76L143 75V77H144V81H145V83L143 84V82H141V83H138V80H137V77H136V72H138V69L139 68ZM167 67L168 66H166V69H167ZM206 67V66H205ZM204 67V68H205ZM246 67V66H245ZM244 67V69H246ZM247 67H249L248 65H247ZM255 67V66H254ZM258 67V66H257ZM256 67V68H257ZM262 67V66H261ZM6 68V67H5ZM17 68V67H16ZM91 68V67H90ZM193 68V67H192ZM201 68V67H200ZM241 68V66L240 67H238L237 69L239 70ZM38 69V68H37ZM37 69H36V71H37ZM43 69V68H42ZM42 69H40L41 71H42ZM54 69V68H53ZM102 69V68H101ZM157 69V68H156ZM173 69V68H172ZM243 69V70H244ZM248 69V68H247ZM39 70V69H38ZM103 70V69H102ZM161 70H162V68H161ZM168 70V69H167ZM166 70V71H167ZM171 70V69H170ZM176 71H177V69H175ZM188 70V69H187ZM2 71H3V69H2ZM30 71V70H29ZM44 71V70H43ZM54 71V70H53ZM159 71V70H158ZM166 71H163V72H165L166 73ZM174 70H171V72H173ZM191 71H193L192 69H191ZM203 71V70H202ZM234 71H236L237 72V70H234ZM239 71H242V70H239ZM246 71H248V70H246ZM19 72V71H18ZM34 72V71H33ZM48 72V71H47ZM59 72V71H58ZM170 72V71H169ZM180 72V71H179ZM189 72H190V70H189ZM194 72V71H193ZM197 72V71H196ZM43 73V72H42ZM56 73V72H55ZM155 73V72H154ZM181 73V72H180ZM200 73V72H199ZM202 73V72H201ZM230 73V72H229ZM26 74V73H25ZM29 74V73H28ZM35 74V73H34ZM166 74H168V73H166ZM165 74V75H166ZM175 74H178L179 75V73H175ZM174 73H173V75H175ZM184 73H181V76L183 75ZM190 74V73H189ZM1 75H2V73H1ZM38 75V74H37ZM158 75H160V73H158ZM157 75V76H158ZM164 75V74H163ZM169 75V74H168ZM172 75V76H173ZM188 75V74H187ZM194 75H195V73H194ZM193 75V76H194ZM201 75V74H200ZM40 76H42L43 77V75H40ZM49 76V75H48ZM53 76V75H52ZM156 76V77H157ZM177 76V75H176ZM185 76V75H184ZM192 76V75H191ZM199 76V75H198ZM203 76V75H202ZM227 76V75H226ZM8 77V76H7ZM41 77V78H42ZM142 77V78H143ZM166 77H167V75H166ZM174 77V76H173ZM173 77L171 78L170 76H169V78L170 79H172V80H175V79H173ZM195 77H197V76H195ZM9 78H10V76H9ZM9 78H8V80H9ZM12 78H13V76H12ZM16 78V77H15ZM15 78H13V79H15ZM18 78V77H17ZM17 78L15 79V80H17ZM53 78V77H52ZM54 78H56L55 77V75H54ZM63 78V79H64ZM168 78V79H169ZM177 78V77H176ZM179 78V77H178ZM189 78L190 77H188V80H189ZM221 78H219V79H221ZM226 78V77H225ZM231 78V77H230ZM238 78V77H237ZM30 78H28V80H29ZM43 79V78H42ZM57 79V78H56ZM154 79V81H156V80H158V79H156L155 80V77L153 78ZM195 79V78H194ZM227 79V78H226ZM7 80V81H8ZM15 80H13L14 81V83H15ZM46 80V79H45ZM44 80V81H45ZM171 80V81H172ZM183 80V79H182ZM188 80H185V81H187L188 82ZM192 80V79H191ZM198 80V79H197ZM228 80V79H227ZM239 80V79H238ZM5 81H6V79H5ZM6 81V82H7ZM12 81V80H11ZM10 81V82H11ZM18 81V80H17ZM20 81V80H19ZM42 81V80H41ZM51 81V80H50ZM141 81H143V80H141ZM159 81H161V80H159ZM169 81V80H168ZM171 81H169V83L171 82ZM184 81V82H185ZM224 81V80H223ZM230 81V80H229ZM235 81V80H234ZM237 81V80H236ZM241 81H242V79H241ZM246 81H248V80H246ZM1 82V81H0ZM4 82V81H3ZM10 82H7V83H10ZM21 82V81H20ZM30 82V81H29ZM32 82V81H31ZM164 82H167L166 80L164 81ZM163 82V83H164ZM181 82V81H180ZM220 82V83H219ZM231 82V81H230ZM7 83H4L5 85H7ZM12 83V82H11ZM22 83V82H21ZM47 83V82H46ZM74 83H72V84H74ZM159 83V82H158ZM177 83V82H176ZM179 83V82H178ZM190 83H192V82H190ZM201 83V82H200ZM201 83V84H202ZM224 83V82H223ZM240 83V82H239ZM25 84V83H24ZM72 84H70V85H72ZM172 84H173V82H172ZM171 84V85H172ZM250 84V83H249ZM5 85H4V87H3V89L4 88H7V87H5ZM9 85V84H8ZM56 85V84H55ZM170 85V84H169ZM173 85H175V84H173ZM187 85V84H186ZM192 85V84H191ZM195 85V84H194ZM197 85V84H196ZM226 85V84H225ZM233 85H235V84H233ZM42 86V85H41ZM45 86V85H44ZM48 86V85H47ZM73 86V85H72ZM76 86V87H77ZM180 86H182L181 84H180ZM201 86H203V88L201 87ZM248 86V85H247ZM12 87V86H11ZM9 88V86H8V88H9V90L8 91H6L5 93H2V92H4L5 90H3L2 91V89L0 88V91H1V93H0V110H1V112L3 111V113L0 115V128H2V127H4L5 128V130H6V128H7V130H9V133L10 132H12V130L15 128H13V126H15V125H17V126H19L18 124V119H19V117L21 116V119H23L22 118V116H23V114L25 113V115H27V117L24 119L25 120V122L24 121H22V122H24L25 124V127L30 123V124H32V125H34V123L36 124V122L35 121H33L32 122V119H33V115H32V113H31V111H30V109L28 110H25V108H24V105L26 104V101H27V99H26V97L23 95V93H22V91H19V89L18 90H15V89H13V88ZM13 87H15L16 88V86H13ZM22 87V86H21ZM54 87V86H53ZM69 87V86H68ZM164 87V86H163ZM166 87V86H165ZM198 87V88H199ZM20 88V87H19ZM23 88V87H22ZM25 88V87H24ZM66 88V87H65ZM73 88H74V86H73ZM140 88V89H139ZM171 88V87H170ZM186 88V87H185ZM195 88H196V86H195ZM197 88V89H198ZM239 88V87H238ZM21 89V88H20ZM38 89V88H37ZM70 89V88H69ZM139 89V90H138ZM28 90V89H27ZM35 90V89H34ZM71 90H72V87H71ZM75 90V89H74ZM186 90V89H185ZM191 90V88H189V91ZM193 91H194V89H192ZM191 90V91H192ZM232 90V91H231ZM25 91V90H24ZM39 91V90H38ZM67 91H68V89H67ZM82 91V90H81ZM139 91L140 92H142L141 94L139 93ZM189 91L187 92V93H189ZM227 91V90H226ZM239 91V90H238ZM237 91V92H238ZM34 92H36V91H34ZM197 92H199V90L197 91ZM40 93V92H39ZM50 93V92H49ZM191 93V92H190ZM196 93V92H195ZM200 93H201V90H200ZM256 93H258V92H256ZM255 93V94H256ZM184 94V93H183ZM192 94H193V92H192ZM199 93H197V94H195V95H198ZM212 94H214V98H212L213 96H212ZM26 95V94H25ZM73 95V94H72ZM180 95V94H179ZM195 95H192V96H190V97H193V96H195ZM243 95V94H242ZM33 96V95H32ZM62 98H61V97ZM76 96H78L77 94H76ZM84 96V95H83ZM181 96V95H180ZM180 96H178V98H180ZM184 96H185V94H184ZM183 95L181 96L182 97V99H184L185 97H184ZM187 96H189V94H187ZM253 96V95H252ZM258 96V95H257ZM27 97H29V96H27ZM45 97V96H44ZM47 97V96H46ZM79 97V96H78ZM88 97V96H87ZM86 97V98H87ZM184 97V98H183ZM197 97V96H196ZM196 97H195V99H196ZM34 98V97H33ZM85 98V100H88V101H90V99L89 98H87L86 99ZM127 98V99H126ZM167 99V100H169V101H165L167 104H169V106H167V105H165L164 104V102L162 103V101H164V99ZM176 98V97H175ZM48 99V98H47ZM77 99V98H76ZM81 99V98H80ZM132 99H134V98H132ZM135 99H136V97H135ZM134 99V100H135ZM165 99V100H166ZM181 99V98H180ZM181 99V100H182ZM186 99V98H185ZM184 99V100H185ZM189 99V98H188ZM228 99H230V100H228ZM38 100V99H37ZM41 100V99H40ZM180 100V101H181ZM30 101V100H29ZM44 102H45V99L43 100ZM43 101H40V102H43ZM77 101V100H76ZM162 103V105L164 104L165 106H163V107H159L158 106V104H161L160 102ZM183 101V100H182ZM181 101V102H182ZM188 101V100H187ZM191 101V100H190ZM193 101L194 100H192V105L194 104L193 103ZM197 101H198V99H197ZM44 102H43V104H44ZM85 102V101H84ZM83 102V103H84ZM50 103V102H49ZM73 103V102H72ZM77 103V102H76ZM88 103V102H87ZM90 103V102H89ZM95 103V104H94ZM186 103V102H185ZM81 104V103H80ZM91 104V103H90ZM177 104V103H176ZM186 104H188V103H186ZM191 104V103H190ZM229 104V103H228ZM227 104V105H228ZM229 104V105H230ZM45 105H47V104H45ZM44 105V106H45ZM51 105V104H50ZM54 105V104H53ZM79 105V104H78ZM77 105V106H78ZM83 105V104H82ZM87 104L85 103V105L84 106H86ZM162 105H160V106H162ZM26 106V105H25ZM41 106V105H40ZM43 106V105H42ZM89 106V105H88ZM92 106V105H91ZM191 106V105H190ZM189 106V107H190ZM244 106V105H243ZM69 107V106H68ZM76 107V106H75ZM90 107V106H89ZM187 107V106H186ZM188 107V109H186L187 111L189 110L190 111V108ZM221 107V108H222ZM235 107V108H236ZM55 108V107H54ZM53 108V109H54ZM177 108V107H176ZM193 108V107H192ZM43 109V108H42ZM122 109V108H121ZM120 109V110H121ZM125 109H127V108H125ZM173 109V110H172ZM185 109V108H184ZM222 109H224V108H222ZM228 109H230V108H228ZM239 109V108H238ZM244 109V108H243ZM75 110H77L76 108L73 110L74 112H76ZM81 110V111H82ZM118 109H116V110H112V111H114V115L116 114V113H118V112H116ZM119 110V111H120ZM129 110V109H128ZM216 110H218V111H220L219 109H217L216 108ZM236 110V109H235ZM246 110V109H245ZM85 111V112H84ZM106 112H107V110H105ZM122 111V110H121ZM175 111H174V113H175ZM185 111V110H184ZM186 111V112H187ZM188 111V113H190ZM51 112V111H50ZM56 112V114H54ZM116 112V113H115ZM180 111H176V114L177 113H179ZM235 112H237V111H235ZM73 113V112H72ZM104 112H102V114H103ZM111 112H108L107 114H110ZM127 113V112H126ZM181 113V112H180ZM183 113V112H182ZM188 113H186V114H184V115H186L185 117H186V119H188L189 121H190V119L188 118ZM213 113H214V110H213ZM213 113H212V116H213ZM71 114V113H70ZM75 114V113H74ZM101 114V115H102ZM113 114V113H112ZM119 114L121 115V112H119ZM119 114H118V116H119ZM130 114V113H129ZM193 114V112L191 111V114H189V116L190 115H192ZM236 114V113H235ZM244 114V113H243ZM245 114H246V112H245ZM104 115L105 114H103V116L101 117V118H104ZM111 115V114H110ZM125 115V114H124ZM182 115V114H181ZM183 115V116H184ZM196 115H195V117H196ZM80 116V115H79ZM117 116V115H116ZM183 116H181V117H183ZM208 116V117H207ZM211 116V117H212ZM219 116V115H218ZM240 116V115H239ZM67 117V116H66ZM69 117V116H68ZM105 117H106V115H105ZM111 117H113L112 115H111ZM181 117H175V118H177L178 120L181 118ZM226 117V116H225ZM233 117V116H232ZM100 118V122H102V120H105L104 122H103V124L104 123H107V125H109L110 123L108 122V119H109V116L107 115V119H101ZM114 118V120H116L115 119V117H113ZM127 118L129 119V118H131V117H128V115H127ZM172 118H174V117H172ZM190 118H192V116H190ZM227 118V117H226ZM237 118H239V117H237ZM245 118V117H244ZM70 119V118H69ZM132 119V118H131ZM139 119V120H140ZM177 119H175V120H177ZM182 119V118H181ZM184 119V118H183ZM198 119V118H197ZM196 119V120H197ZM209 119H211V118H209ZM213 119V118H212ZM234 119V118H233ZM239 119H241V118H239ZM252 119V118H251ZM43 120H41V121H43ZM113 120V121H114ZM124 120V119H123ZM127 120V119H126ZM126 120H124V121H126ZM130 120V119H129ZM137 120V119H136ZM138 120V121H139ZM173 120V119H172ZM200 120V119H199ZM202 120H200V121H202ZM237 120V119H236ZM27 121V122H26ZM110 121V120H109ZM183 121V120H182ZM207 121H209V122H207V123H209V125H210V120H207ZM223 121V120H222ZM241 121V120H240ZM248 121V120H247ZM73 122H75V121H73ZM129 122V121H128ZM174 122V121H173ZM176 122H178V121H175V127H176ZM183 122H185V121H183ZM197 123H198V121H196ZM196 122L195 123H193L194 125L196 124ZM233 122V121H232ZM235 122V121H234ZM251 122V121H250ZM255 122V121H254ZM16 123H18V124H16ZM38 123V122H37ZM83 123V124H82ZM98 123V122H97ZM109 123V124H108ZM114 123V122H113ZM112 123V124H113ZM115 123L117 124V121H115ZM114 123V124H115ZM132 123V122H131ZM180 123V122H179ZM237 123H238V121H237ZM20 124H22V123H20ZM113 124V125H114ZM115 124V125H116ZM118 124H121L120 122L118 123ZM127 124V123H126ZM135 124V123H134ZM168 124H169V120H168ZM167 124V125H168ZM172 124V123H171ZM213 124V123H212ZM215 124V123H214ZM219 124H220V122H219ZM241 124V123H240ZM40 125V124H39ZM39 125L38 124H36L35 125V127L34 128H32L30 131L32 132V130H33V132L31 133V134H34V133H36V130H38V128H36V126L37 127H39ZM42 125V124H41ZM98 125H100L99 123H98ZM105 125V124H104ZM114 125V127H116L117 128V125L115 126ZM122 125V124H121ZM127 125H129V124H127ZM163 125V124H162ZM166 125V124H165ZM173 125V126H174ZM178 125V124H177ZM181 125V124H180ZM185 125V124H184ZM184 125H182L184 128H185V126ZM198 125V124H197ZM200 125H202L201 123H200ZM242 125V124H241ZM30 126V125H29ZM28 126V127H29ZM67 126V127H66ZM124 126V125H123ZM123 126H122V128H123ZM126 126V125H125ZM124 126V127H125ZM208 126V125H207ZM237 126V125H236ZM243 126V125H242ZM257 126V125H256ZM28 127H26V129H29ZM31 127H33V126H31ZM53 127V128H54ZM94 127V126H93ZM120 127V126H119ZM128 127V126H127ZM131 127V126H130ZM139 127H137L138 129H139ZM171 127V126H170ZM170 127H167V128H169V131H170ZM179 127H181V126H179ZM194 127H196V125L194 126ZM204 127V126H203ZM230 127V126H229ZM3 128V129H4ZM18 128V127H17ZM71 128H72V126H71ZM94 128H96V126L94 127ZM94 128H92V130H95ZM100 128V127H99ZM121 128V129H122ZM162 128V127H161ZM174 128V127H173ZM200 128V127H199ZM205 128H206V126H205ZM228 128V127H227ZM232 128V127H231ZM239 128V127H238ZM241 128V127H240ZM260 128V127H259ZM21 129V128H20ZM41 129V128H40ZM70 129V128H69ZM97 129V128H96ZM176 129V128H175ZM195 129V128H194ZM210 129V128H209ZM253 129V128H252ZM0 130H2V129H0ZM6 130V131H7ZM16 129H14V131H15ZM22 130V129H21ZM42 130V129H41ZM48 130H50V131H48ZM71 130V129H70ZM99 130V129H98ZM101 130V129H100ZM103 130V129H102ZM149 130H152V131H154V132H149ZM158 130H159V133L160 134H158ZM164 130V129H163ZM171 130H174V129H171ZM188 130V129H187ZM203 130V129H202ZM206 130V129H205ZM217 130V129H216ZM227 130V129H226ZM229 130V129H228ZM227 130V131H228ZM239 130V129H238ZM25 131V130H24ZM26 131H28V130H26ZM25 131V132H26ZM40 131V130H39ZM43 131V132H44ZM72 131V130H71ZM87 131V132H88ZM97 130H95V132H96ZM106 131H107V128H106ZM121 131L122 130H120V133H121ZM143 131V130H142ZM145 131V130H144ZM166 131H168V130H166ZM242 131H243V129H242ZM41 132V131H40ZM40 132H39V134H40ZM52 132V131H51ZM86 132V133H87ZM93 132V131H92ZM103 132H104V130H103ZM112 132V131H111ZM116 132V131H115ZM155 132H157V135L155 136ZM188 132V131H187ZM199 132V131H198ZM203 132V131H202ZM208 132V131H207ZM230 132H231V130H230ZM237 132V131H236ZM252 132V131H251ZM254 132V131H253ZM262 132H264V131H262ZM2 133V132H1ZM21 133V132H20ZM27 133H29V131L27 132ZM26 133V134H27ZM89 133V132H88ZM97 133V132H96ZM95 133V134H96ZM100 134L102 133V132H99ZM116 133H118V132H116ZM181 133V132H180ZM185 133H186V131H185ZM244 133V132H243ZM242 133V134H243ZM250 133V132H249ZM14 134V133H13ZM38 134V135H39ZM52 134H53V132H52ZM75 134V135H74ZM85 134V133H84ZM90 134H91V131H90ZM90 134L88 135V136H90ZM94 134V133H93ZM92 134V135H93ZM94 134V135H95ZM98 134V133H97ZM152 134H154V135H152ZM170 134V133H169ZM188 134H189V132H188ZM212 134V133H211ZM229 134V133H228ZM12 135V134H11ZM15 135V134H14ZM19 135V134H18ZM17 135V136H18ZM21 135V134H20ZM30 135V134H29ZM29 135H26V136H29ZM35 135V134H34ZM40 135H42V134H40ZM70 135H72V137L71 138H69L70 137ZM86 135V134H85ZM84 135V136H85ZM107 135V134H106ZM123 135V136H122ZM175 135H177V133L175 134ZM182 135V134H181ZM190 135V134H189ZM202 135H204L205 136V134H202ZM202 135H200V137L198 138V139H200L201 138V136ZM224 135V134H223ZM23 136V135H22ZM26 136H24V138L26 137ZM173 138H174V132H173ZM197 136H198V134H197ZM224 136H226V134L224 135ZM1 137V136H0ZM30 137V136H29ZM32 137V136H31ZM47 137V138H48ZM52 137H56L57 138V135L56 136H53L52 135ZM59 137V136H58ZM86 137V136H85ZM85 137L83 138V139H85ZM93 137V136H92ZM91 137V138H92ZM110 137V138H111ZM177 137H179L178 135H177ZM181 137V136H180ZM179 137V138H180ZM244 137V136H243ZM18 138V137H17ZM16 138V139H17ZM37 138H38V136H37ZM50 138V137H49ZM55 138V139H56ZM88 137H86V139H87ZM95 138H96V135H95ZM95 138H92L93 139V141H95L96 139ZM108 138V137H107ZM191 138V137H190ZM206 138H208V136L206 137ZM211 138V137H210ZM1 139V138H0ZM46 139V138H45ZM59 139V138H58ZM95 139V140H94ZM105 139H106V136H105ZM151 139H152V141H151ZM153 139H155V140H153ZM164 140V143H160V142H162V141H160L159 142V140ZM202 139H203V136H202ZM209 139V138H208ZM207 139V140H208ZM216 139V138H215ZM225 139V138H224ZM223 139V140H224ZM7 140V139H6ZM13 140V139H12ZM36 140V139H35ZM43 140V139H42ZM50 140H51V138H50ZM49 140V141H50ZM57 140V139H56ZM104 140V139H103ZM110 140V139H109ZM175 140H176V138H175ZM190 140V139H189ZM192 140V139H191ZM243 140V139H242ZM11 141V140H10ZM16 141H18V140H16ZM52 141V140H51ZM60 141V140H59ZM58 141V142H59ZM62 141H63V139H62ZM89 141V140H88ZM107 141H108V139H107ZM153 141H155V142H153ZM201 141H203V140H201ZM232 141V140H231ZM238 141V140H237ZM57 142V141H56ZM79 142H81V145H78V143ZM204 142V141H203ZM202 142V145L203 144H205V143H203ZM22 143V142H21ZM53 143V142H52ZM55 143V142H54ZM60 143H62V142H60ZM87 143H89V142H87ZM94 143H96V142H94ZM108 142H106V144H107ZM111 143V142H110ZM197 143V142H196ZM195 143V144H196ZM33 144V143H32ZM35 144V143H34ZM45 144V143H44ZM51 144V143H50ZM85 143L83 142V145H84ZM105 144V143H104ZM191 146L193 147V145H194V147L196 146L195 144H193V141H191ZM207 144V143H206ZM209 144V143H208ZM219 144V143H218ZM246 144V143H245ZM7 145V144H6ZM28 145V144H27ZM30 145H31V143H30ZM38 145V144H37ZM86 145V144H85ZM84 145V146H85ZM130 145H133V149H132V151L130 150V149H128V147H130ZM198 145V144H197ZM35 146V145H34ZM58 146V145H57ZM90 145L88 144V147H89ZM61 147V146H60ZM59 147V148H60ZM74 147H76L77 148V152H75L74 151ZM85 147H87V146H85ZM108 147H110V148H108ZM120 147V148H121ZM197 147H199V146H197ZM203 147H204V145H203ZM220 147V146H219ZM257 147V146H256ZM29 148H30V146H29ZM34 148V147H33ZM57 148V147H56ZM81 148V147H80ZM92 149H93V146L91 147ZM94 148H95V145H94ZM132 148V147H131ZM3 149V148H2ZM6 149H7V147H6ZM38 149V148H37ZM92 149H91V151H90V149H88V151H90V152H92ZM104 149V150H103ZM202 149V148H201ZM218 149H220V148H218ZM229 149V148H228ZM26 150V149H25ZM31 150H32V148H31ZM59 150V149H58ZM82 150H83V147H82ZM94 150V149H93ZM180 150V151H179ZM211 150V149H210ZM213 150V149H212ZM258 150V149H257ZM2 151V150H1ZM23 151V150H22ZM27 151V150H26ZM38 151H39V149H38ZM43 151V150H42ZM109 151V152H108ZM121 151V150H120ZM222 151V150H221ZM253 151V150H252ZM6 152V151H5ZM84 152H86V151H84ZM83 152V153H84ZM122 152V151H121ZM229 152V151H228ZM23 153V152H22ZM30 153V152H29ZM50 153V152H49ZM102 153H105L104 155L102 154ZM120 153V152H119ZM130 153H128V154H130ZM33 154V153H32ZM31 154V155H32ZM36 154V153H35ZM39 154V153H38ZM51 154V153H50ZM97 154V155H98ZM112 154V153H111ZM112 154V155H113ZM44 155V154H43ZM42 155V156H43ZM87 155V154H86ZM96 155V154H95ZM114 155H113V157H114ZM133 155V154H132ZM145 155H146V157H145ZM182 155H183V153H182ZM207 155V154H206ZM223 155V154H222ZM250 155H252V154H250ZM261 155V154H260ZM12 156V155H11ZM18 156V155H17ZM34 156V155H33ZM111 156V155H110ZM117 156H116V158H117ZM123 156H124V154H123ZM131 156V155H130ZM130 156L128 155V156H126V157H129V159H130ZM241 156V155H240ZM13 157H15V156H13ZM35 157V156H34ZM33 157V158H34ZM93 157H95V156H93ZM101 157V156H100ZM106 157V158H107ZM120 157V156H119ZM183 157V156H182ZM200 157V156H199ZM211 157V156H210ZM224 157V156H223ZM227 157V156H226ZM225 157V158H226ZM236 157V156H235ZM256 157H258L257 155H256ZM22 158V157H21ZM44 158V157H43ZM47 158V157H46ZM99 158V157H98ZM102 158V157H101ZM121 158V160L120 161H122V157H120ZM124 158H125V156H124ZM179 158V157H178ZM207 158V157H206ZM242 158V157H241ZM41 159V158H40ZM56 159H59V160H56ZM132 159V158H131ZM148 159V158H147ZM183 159V158H182ZM191 159H193V158H191ZM234 159V158H233ZM237 159V158H236ZM34 160H36V159H34ZM53 160V161H54ZM107 160V159H106ZM238 160H239V158H238ZM17 161H18V159H17ZM23 160L22 159H20L18 162H19V164H20V168H21V166H22V164H23V162H22ZM30 161V160H29ZM52 161V160H51ZM100 161V160H99ZM98 161V162H99ZM108 161V160H107ZM117 161V160H116ZM119 161V162H120ZM127 161V162H126ZM130 161V160H129ZM128 161V158H125L123 161H122V166L121 167H119V170H120V168L122 169V173H124L125 172V180L127 181L126 182V184H128V183H130V185H131V183L133 182V181H135V182H138L137 180H141V179H139L138 177H139V175H138V177H137V175L135 174V175H132L131 173V169H132V167L131 166H128V164L129 165H131L130 164V162ZM134 161V160H133ZM17 162V163H18ZM25 162H27L26 160H25ZM60 162V161H59ZM94 162V161H93ZM96 162V161H95ZM102 162V161H101ZM105 162V161H104ZM109 162V161H108ZM113 162V161H112ZM149 162V161H148ZM147 162V163H148ZM239 162V161H238ZM34 163V162H33ZM82 163H83V161H82ZM87 163V162H86ZM89 163V162H88ZM100 163V162H99ZM194 163V162H193ZM200 163H201V160H200ZM214 163V162H213ZM235 163V162H234ZM29 163H27V165H28ZM84 164V163H83ZM113 165H115V163H112ZM198 164H199V161H198ZM207 164V163H206ZM216 164V163H215ZM232 164V163H231ZM239 164V163H238ZM33 165V164H32ZM32 165H28L29 166V169L30 170H35V169H33V166ZM35 165V164H34ZM87 165V164H86ZM94 165V164H93ZM93 165H91L92 166V168H94L93 167ZM116 165H118V163L116 162ZM120 165H121V163H120ZM120 165H118V166H120ZM202 165V164H201ZM245 165V164H244ZM16 166V165H15ZM14 166V167H15ZM25 166V165H24ZM49 166V165H48ZM59 166H61V165H59ZM98 166V165H97ZM133 166V165H132ZM136 166V165H135ZM150 166V165H149ZM167 166V165H166ZM238 166V165H237ZM242 166V165H241ZM241 166H239V168L241 167ZM18 167V166H17ZM16 167V168H17ZM26 167V166H25ZM40 167V166H39ZM63 167V166H62ZM61 167V168H62ZM64 167H66L65 165H64ZM63 167V168H64ZM66 167V168H67ZM89 167V166H88ZM115 167V166H114ZM117 167V166H116ZM115 167V168H116ZM152 167V166H151ZM151 167H149V168H151ZM159 167V168H160ZM164 167V166H163ZM209 167V166H208ZM234 167V166H233ZM99 168V167H98ZM104 168V167H103ZM139 168H140V166H139ZM183 168V167H182ZM194 168V167H193ZM206 168V167H205ZM220 168V167H219ZM237 168V167H236ZM243 168V167H242ZM246 168V167H245ZM244 168V169H245ZM14 169V168H13ZM23 169V168H22ZM42 169V168H41ZM68 169V168H67ZM83 169H84V167H83ZM88 169V168H87ZM95 169V168H94ZM105 169V168H104ZM112 169V168H111ZM118 169V168H117ZM141 169V168H140ZM154 168H152L151 170H153ZM161 169V168H160ZM160 169H158V170H160ZM179 169V168H178ZM187 169V168H186ZM195 169V168H194ZM197 169V168H196ZM213 169V168H212ZM228 169V168H227ZM241 169V168H240ZM239 169V170H240ZM260 169V168H259ZM18 170V169H17ZM77 170V169H76ZM78 170H79V167H78ZM93 170V169H92ZM96 170V169H95ZM100 170V169H99ZM98 170V171H99ZM145 170V169H144ZM146 170H147V168H146ZM145 170V171H146ZM215 170V169H214ZM235 170V169H234ZM12 171H15V169L14 170H12L11 169V163H10V160L8 159V158H6L5 156L3 157V156H1V154H0V185L1 184H3V182L5 183V181H7L8 179H11V178H13V173H12ZM36 171V170H35ZM66 171V170H65ZM65 171H64V173L63 174H65ZM83 171V170H82ZM85 171V170H84ZM104 171V170H103ZM108 171V170H107ZM195 171V170H194ZM209 171V170H208ZM207 171V172H208ZM237 171V170H236ZM21 172V171H20ZM34 172V171H33ZM32 172V173H33ZM73 172H74V170H73ZM95 172V171H94ZM116 172V171H115ZM140 172V171H139ZM154 172V171H153ZM179 172V171H178ZM198 172V171H197ZM202 172V171H201ZM235 172V171H234ZM30 173V172H29ZM60 173V172H59ZM77 173V172H76ZM81 172H79V174H80ZM84 173V172H83ZM85 173H86V171H85ZM90 173H92V172H90ZM98 173V172H97ZM102 173V172H101ZM137 173H138V171H137ZM152 173V172H151ZM157 173V172H156ZM196 173V172H195ZM194 173V174H195ZM199 173V172H198ZM251 173H253V172H251ZM21 174V173H20ZM23 174V173H22ZM21 174V175H22ZM52 174H53V172H52ZM55 174V173H54ZM62 174V173H61ZM60 174V175H61ZM100 174V173H99ZM103 174V173H102ZM148 174V173H147ZM153 174V173H152ZM186 174V173H185ZM211 174V173H210ZM228 174V173H227ZM247 174V173H246ZM29 175V174H28ZM31 175V174H30ZM41 175V174H40ZM59 175V174H58ZM59 175V176H60ZM67 175V174H66ZM66 175H62V176H66ZM87 175V174H86ZM93 175V174H92ZM183 175V174H182ZM188 175V174H187ZM201 175V174H200ZM205 175V174H204ZM208 175V174H207ZM213 175V174H212ZM253 175V174H252ZM27 176V175H26ZM32 176H33V174H32ZM43 176V175H42ZM62 176H61V178H62ZM68 176H69V174H68ZM91 176V175H90ZM101 176V175H100ZM108 176V175H107ZM106 176V177H107ZM225 176V175H224ZM229 176V175H228ZM227 176V177H228ZM251 176V175H250ZM25 177V176H24ZM29 177V176H28ZM53 177H54V175H53ZM75 177V176H74ZM109 178H110V176H108ZM142 177V176H141ZM140 177V178H141ZM144 177V176H143ZM142 177V178H143ZM183 177V176H182ZM212 177V176H211ZM232 177V176H231ZM241 177H243V175L241 176ZM246 177V176H245ZM248 177V176H247ZM257 177V176H256ZM47 178H49V177H47ZM58 178V177H57ZM56 177H55V179H57ZM76 178V177H75ZM92 178V177H91ZM98 177H96V179H97ZM103 178V177H102ZM112 178V177H111ZM124 178V177H123ZM181 178V177H180ZM179 178V179H180ZM206 178V177H205ZM59 179V178H58ZM57 179V180H58ZM96 179H94V181L96 180ZM107 179V178H106ZM115 179V178H114ZM177 179V178H176ZM191 179V178H190ZM200 179V178H199ZM236 179V178H235ZM14 180H15V178H14ZM23 180V179H22ZM27 180H28V178H27ZM32 180H33V182H34V180L36 181V179H29V181L30 182H32ZM67 180H69V179H67ZM99 180H101V178H99ZM104 180V179H103ZM186 180H187V177H186ZM204 180V179H203ZM218 180H219V178H218ZM231 180V179H230ZM241 180V179H240ZM247 180V179H246ZM245 180V181H246ZM249 180V179H248ZM247 180V181H248ZM16 181V180H15ZM20 182H21V180H19ZM93 181V182H94ZM102 181V180H101ZM106 181V180H105ZM105 181H103L104 182V184L106 185V183H105ZM113 181V180H112ZM116 181V180H115ZM121 181H124V179L122 180L121 179ZM177 181H178V183L180 182V181H182V180H178L177 179ZM185 181V180H184ZM208 181V180H207ZM227 181V180H226ZM226 181H225V183H226ZM249 181H251V180H249ZM32 182V183H33ZM46 182H47V180H45V184H46ZM57 182V181H56ZM77 182H78V180H77ZM76 182V183H77ZM82 182V181H81ZM97 181H95V185L97 186V185H99L98 184V182L96 183ZM117 182V181H116ZM125 182V181H124ZM123 182V183H124ZM176 182V181H175ZM174 182V183H175ZM188 182V181H187ZM186 181H185V183H187ZM192 182V181H191ZM55 183V182H54ZM76 183H74V184H76ZM118 183H119V181H118ZM123 183H120V184H123ZM182 183V182H181ZM189 183V182H188ZM201 183V182H200ZM205 183V182H204ZM230 183H232V182H230ZM11 184V183H10ZM25 184V183H24ZM44 183H43V188H42V190L44 189V185H45ZM49 184H51V183H49ZM91 184V183H90ZM100 184H101V182H100ZM182 184H184V183H182ZM197 184H199V183H197ZM207 184V183H206ZM211 184V183H210ZM236 184V183H235ZM11 185H13V184H11ZM15 185V184H14ZM17 185V184H16ZM29 185H31V183L29 184ZM56 185V184H55ZM61 185V184H60ZM59 184H58V187L57 188H59V186H60ZM82 185V184H81ZM117 185V184H116ZM129 185V184H128ZM165 185V184H164ZM191 185V184H190ZM193 185V184H192ZM196 185V184H195ZM212 185V184H211ZM213 185H215V189H216V185H217V183L216 184H213ZM218 185H219V182H218ZM249 185V184H248ZM247 185V186H248ZM25 186V185H24ZM28 186V185H27ZM42 186V185H41ZM49 186V189H50V185H48ZM63 186V185H62ZM92 186L95 188L96 186H94V184H92ZM125 186V185H124ZM205 186H207V185H205ZM208 186H209V183H208ZM223 186V185H222ZM15 187V186H14ZM20 187V186H19ZM18 187V188H19ZM71 187V186H70ZM73 187V186H72ZM79 187H80V185H79ZM79 187H78V189H79ZM92 187V188H93ZM99 187H100V185H99ZM98 187V188H99ZM101 187H103V185L101 184ZM213 187V186H212ZM212 187H210V188H212ZM243 187V186H242ZM251 187H252V185H251ZM63 187H61V189H62ZM66 188H68V187H66ZM74 188H76V187H74ZM113 188V187H112ZM126 188V187H125ZM209 188V187H208ZM218 188V187H217ZM247 188V187H246ZM22 189V188H21ZM54 189H56V187L54 188ZM81 189H82V186H81ZM80 189V190H81ZM88 189V188H87ZM97 189V188H96ZM100 189V188H99ZM103 189V188H102ZM105 189V188H104ZM110 189V188H109ZM219 189V188H218ZM243 189V188H242ZM13 190V189H12ZM16 190H17V188H16ZM23 190V189H22ZM57 190V189H56ZM67 190V189H66ZM83 190H84V188H83ZM85 190H86V188H85ZM250 190V189H249ZM48 191V190H47ZM47 191L45 192V190H43V194L39 197V199L37 198L36 200H37V204H40V205H42V206H46V203L47 202H45L46 200H44V199H42V197H44L45 195H47L48 193H47ZM49 191H51L50 193H51V196H52V193H53V188H52V190H49ZM77 191V190H76ZM111 191V190H110ZM243 191V190H242ZM13 192V191H12ZM15 192V191H14ZM17 192V191H16ZM64 192V191H63ZM239 192V191H238ZM18 193V192H17ZM17 193L15 194V195H17ZM57 193H59V192H57ZM81 193V192H80ZM88 193H91V192H88ZM100 193V192H99ZM103 192H101V194H102ZM217 193V192H216ZM14 194V193H13ZM12 194V195H13ZM20 194V193H19ZM25 194V193H24ZM82 194V193H81ZM94 194H96V193H94ZM104 194V193H103ZM123 194V193H122ZM234 194V193H233ZM237 194V193H236ZM29 196H30V199H31V195L30 194H28ZM50 195V194H49ZM59 195H60V193H59ZM65 195H68V194H65ZM80 195V194H79ZM87 195V194H86ZM91 195H93V193L91 194ZM118 195V194H117ZM255 195H256V193H255ZM258 195V194H257ZM2 196V197H1ZM4 196H5V194H4ZM2 194L0 195V200H1V198H3L4 197ZM51 196H48V199H49V197H51ZM61 196V195H60ZM85 196V195H84ZM89 196V195H88ZM235 196V195H234ZM238 196V195H237ZM246 196V195H245ZM248 196V195H247ZM246 196V197H247ZM250 196V195H249ZM65 197V196H64ZM83 197V196H82ZM94 197V196H93ZM100 197H104V199L107 197V195L106 196H104V195H101ZM115 197H118V196H115ZM114 197V198H115ZM226 197V196H225ZM255 197V196H254ZM61 197H59V199H60ZM67 198H69V197H67ZM89 198V197H88ZM91 198V197H90ZM97 198V197H96ZM227 198H228V196H227ZM248 198V197H247ZM253 198V197H252ZM61 199H63V198H61ZM65 199V198H64ZM85 199V198H84ZM101 199V198H100ZM115 199H117V198H115ZM115 199H114V201H115ZM213 199V198H212ZM237 199V198H236ZM257 199V198H256ZM35 200V199H34ZM53 200V199H52ZM66 200V202H71L72 200L69 198V200H71V201H69L68 199H65ZM80 200V199H79ZM86 200L88 201V199L86 198ZM85 200V201H86ZM93 200V199H92ZM91 200V201H92ZM153 200V199H152ZM222 200V199H221ZM238 200V199H237ZM241 200V199H240ZM255 200V199H254ZM48 201H51V200H48ZM64 201V200H63ZM97 201V200H96ZM96 201H94V202H96ZM101 201V200H100ZM104 201V200H103ZM216 201V200H215ZM230 201V200H229ZM228 201V202H229ZM24 202H25V200H24ZM182 202V201H181ZM186 202V201H185ZM190 202V201H189ZM233 201H231V203H232ZM244 202V201H243ZM32 203V202H31ZM36 203V202H35ZM60 203H61V201H60ZM72 203V202H71ZM71 203H70V205H71ZM85 203H87V202H85ZM91 203V202H90ZM155 203V202H154ZM157 203V202H156ZM163 203V202H162ZM169 203V202H168ZM167 203V204H168ZM174 203V202H173ZM177 203V202H176ZM188 203V202H187ZM186 203V204H187ZM230 203V202H229ZM14 204V203H13ZM16 204V203H15ZM18 204V203H17ZM30 204V203H29ZM64 204H66V203H64ZM83 204V203H82ZM93 204V203H92ZM152 204H153V202H152ZM151 204V205H152ZM160 204H161V202H160ZM166 204V205H167ZM171 204V203H170ZM241 204V203H240ZM245 204V203H244ZM253 204V203H252ZM262 204V203H261ZM4 205H6V204H4ZM67 205V204H66ZM78 205V204H77ZM87 205V204H86ZM114 205V204H113ZM154 205V204H153ZM156 205H159L158 203L156 204ZM164 205V204H163ZM165 205V206H166ZM15 206V205H14ZM26 206V205H25ZM50 206V204L47 206V208ZM60 206H61V204H60ZM63 206V205H62ZM69 206V205H68ZM82 206V205H81ZM162 206V205H161ZM161 206H158V207H161ZM173 206V205H172ZM184 206V205H183ZM201 206V205H200ZM231 206V205H230ZM253 206V205H252ZM18 207V206H17ZM66 206H64V208H65ZM70 207V206H69ZM71 207H73L72 205H71ZM83 207L84 206H82V209H83ZM86 207V206H85ZM155 207V206H154ZM180 207V206H179ZM30 208V207H29ZM36 208V207H35ZM43 208V207H42ZM67 209H68V207H66ZM137 208V207H136ZM139 208V207H138ZM163 208V207H162ZM162 208H160V209H162ZM172 208V207H171ZM171 208H169L168 206H166L165 207V209H162L161 211L159 210V208L157 209L156 207H155V209H157V211H153V210H151V211H148L147 212V214H145V217H146V215H147V218L145 219V218H143L142 216H141V218H142V221H143V219H144V222H141L140 224H142L143 226H147V225H150L149 226V230H147L148 231V233H147V235H146V237H144L143 235H142V238H141V241H143L144 243H142V248L143 249H146V250H148L149 249V251L150 250H152L153 248H154V250L156 249V247L158 248V247H162V248H164V249H166L167 250V248H168V245H166V244H163V243H161V241H158V239H161V237H163V236H161V235H163L165 232H164V226H166V224H167V226H169L168 228H170V225H168V223L170 224V223H172L173 222V224H174V226L176 225V226H179V225H177L176 223H178V222H176V217H175V215L174 214H172V212H173V210H172V212H171ZM192 208V207H191ZM194 208V207H193ZM192 208V209H193ZM24 209V208H23ZM86 209V208H85ZM93 209V208H92ZM95 209V208H94ZM97 209V208H96ZM154 209V210H155ZM182 208H180V210H181ZM185 209V208H184ZM226 209V208H225ZM17 209L15 208V211H16ZM31 210V209H30ZM42 210V209H41ZM45 210V209H44ZM48 210V209H47ZM50 210V209H49ZM62 210V209H61ZM65 211H66V209H64ZM64 210H62V211H54L53 212V214H52V212H50L51 213V215H52V221H51V223H49V225L50 226H48V224L46 225V226H48L47 228H49L50 227V231H49V233H51V229H53V228H56L57 226H59V228H60V226L62 227V226H64L65 224H66V220H67V217L66 216H69V215H66V213L64 212ZM73 210V209H72ZM89 210V209H88ZM98 210V209H97ZM124 210V209H123ZM136 210V212L139 210V212L141 211V209H135ZM258 210V209H257ZM6 211V210H5ZM20 211V210H19ZM29 211V210H28ZM100 211V210H99ZM103 211V210H102ZM113 211H115V210H113ZM117 211V210H116ZM121 211H122V209H121ZM188 211V210H187ZM186 211V212H187ZM244 211V210H243ZM246 211V210H245ZM41 212V211H40ZM46 212V211H45ZM68 213H69V210L67 211ZM74 212H76V211H74ZM180 212H182V211H180ZM184 212L185 211H183L182 212V214H184ZM190 212H191V210H190ZM189 212V213H190ZM229 212V211H228ZM248 212V211H247ZM11 213V212H10ZM21 213V212H20ZM71 213V212H70ZM69 213V214H70ZM95 213H96V211H95ZM102 213V212H101ZM114 213V212H113ZM115 213H117V214H119L118 212H115ZM140 213H143V211L142 212H140ZM139 213V214H140ZM145 213H146V211H145ZM202 213V212H201ZM216 213V212H215ZM214 213V214H215ZM230 213H232V212H230ZM238 213V212H237ZM236 213V214H237ZM1 215H2V213H0ZM7 214V213H6ZM14 214V213H13ZM41 214V213H40ZM89 214V213H88ZM87 214V215H88ZM98 214V213H97ZM116 214V215H117ZM132 214H134V213H132ZM228 214V213H227ZM244 214V213H243ZM254 214V213H253ZM5 215V214H4ZM8 215V214H7ZM6 215V216H7ZM11 215V214H10ZM42 215V214H41ZM49 215V214H48ZM47 215V216H48ZM50 215V216H51ZM91 215V214H90ZM101 215V214H100ZM104 215V214H103ZM115 215V214H114ZM113 215V216H114ZM121 215V214H120ZM229 215H231V214H229ZM241 215V214H240ZM250 215V214H249ZM248 215V216H249ZM9 216V215H8ZM20 216V215H19ZM77 216V215H76ZM92 216H94V215H92ZM126 216H128V221H129V217H130V214L128 215V214H126ZM134 216V215H133ZM226 216V215H225ZM252 216V215H251ZM259 216V215H258ZM260 216L262 217V215L260 214ZM1 217V216H0ZM15 216H13V218H14ZM24 217V216H23ZM71 217V216H70ZM97 217V216H96ZM101 217V216H100ZM100 217H98V218H100ZM210 217V216H209ZM231 217V216H230ZM239 217V216H238ZM243 217H245L244 215H243ZM48 218H49V216L47 217V221H49L48 220ZM74 218V217H73ZM77 218H79V216H77ZM91 218V217H90ZM97 218V219H98ZM102 218V217H101ZM114 218H116V217H114ZM121 218V217H120ZM119 218V219H120ZM131 218H133V217H131ZM136 219H137V216L135 217ZM205 218V217H204ZM203 218V219H204ZM207 218V217H206ZM205 218V219H206ZM233 218V217H232ZM237 218V217H236ZM246 218V217H245ZM250 218V217H249ZM255 218V217H254ZM7 219V218H6ZM27 219V218H26ZM86 219V218H85ZM204 219V221H208V219L207 220H205ZM226 219V218H225ZM251 219V218H250ZM4 220V219H3ZM51 220V219H50ZM74 220H77V219H73V222H74ZM100 220H102V219H100ZM123 220H126V219H123ZM131 220V219H130ZM233 220V219H232ZM241 221H243L242 219H240ZM254 220V219H253ZM252 220V221H253ZM7 221V220H6ZM20 221V220H19ZM69 221H70V219H69ZM88 221V220H87ZM93 221V220H92ZM132 221V220H131ZM133 221H134V219H133ZM255 221V220H254ZM28 222V221H27ZM89 222V221H88ZM96 222V221H95ZM94 222V223H95ZM103 222V221H102ZM117 222H118V219H117ZM119 222H120V220H119ZM119 222H118V224H119ZM122 222V221H121ZM136 222H138L137 220H136ZM221 222V221H220ZM16 223V222H15ZM25 223V222H24ZM31 223V222H30ZM85 223H86V221H85ZM85 223H84V225H85ZM96 223H98V220H97V222ZM127 223V222H126ZM126 223H123V224H126ZM129 224H130V221L128 222ZM204 223V222H203ZM230 223V222H229ZM240 223V222H239ZM245 223V222H244ZM21 224V223H20ZM70 224H72V223H70ZM75 224V223H74ZM89 224H91L90 222H89ZM122 224V223H121ZM138 224V223H137ZM136 224V225H137ZM140 224H139V226H140ZM172 224V225H173ZM179 224V223H178ZM193 224V223H192ZM194 224H195V222H194ZM205 224V223H204ZM207 224V223H206ZM205 224V225H206ZM226 224V223H225ZM254 224H256V223H254ZM27 225V224H26ZM34 225V224H33ZM73 225V224H72ZM96 225V224H95ZM94 225V227H96ZM104 225H106V223L104 224ZM131 225V224H130ZM199 225V224H198ZM229 225V224H228ZM232 225V224H231ZM247 225V224H246ZM2 226V225H1ZM0 226V227H1ZM14 226V225H13ZM32 226V225H31ZM40 226V225H39ZM103 226V225H102ZM101 226V227H102ZM125 226V225H124ZM135 226V225H134ZM133 226V227H134ZM218 226V225H217ZM220 226H222V225H220ZM235 226H236V224H235ZM235 226H234V228H235ZM244 226V225H243ZM248 226H249V224H248ZM252 226V225H251ZM3 227V226H2ZM18 227V226H17ZM25 227V226H24ZM37 227V226H36ZM73 227V226H72ZM90 227V226H89ZM122 227H123V225H122ZM136 227V226H135ZM185 227V226H184ZM193 227H194V225H193ZM200 227V226H199ZM211 227V226H210ZM213 227V226H212ZM215 227V226H214ZM223 227V226H222ZM228 227V226H227ZM232 227V226H231ZM255 227V226H254ZM260 227H261V225H260ZM47 228H46V230H47ZM63 228V227H62ZM97 228V227H96ZM130 228V227H129ZM140 228H142V226L140 227ZM171 228L173 229V226H171ZM170 228V230H172ZM175 228H178V227H174V229ZM198 228V227H197ZM201 228V227H200ZM205 228V227H204ZM204 228H202V229H204ZM218 228V227H217ZM233 228V229H234ZM259 228V227H258ZM257 228V229H258ZM262 228H264V225H262ZM261 228V229H262ZM16 229V228H15ZM18 229V228H17ZM57 229V228H56ZM56 229H53L52 230V234H55L56 233ZM87 229V228H86ZM93 229V228H92ZM101 229V228H100ZM106 229V228H105ZM123 229V228H122ZM126 229V228H125ZM133 229V228H132ZM134 229H136V228H134ZM137 229H138V227H137ZM194 229V228H193ZM196 229V228H195ZM207 229V228H206ZM229 229V228H228ZM246 229H248V231L250 230L248 227L246 228ZM2 230V229H1ZM66 230H68L67 229V227H66ZM98 230V229H97ZM104 230V229H103ZM107 230V229H106ZM142 230V229H141ZM144 230V229H143ZM169 230V229H168ZM180 230H182V229H180ZM179 230V231H180ZM230 230V229H229ZM256 230V229H255ZM259 230V229H258ZM57 231H58V229H57ZM72 231H74V230H72ZM87 231V230H86ZM92 231V230H91ZM102 231V230H101ZM105 231V230H104ZM109 231V230H108ZM119 231V230H118ZM138 231H140V229L138 230ZM173 231V230H172ZM178 231V230H177ZM193 231V230H192ZM208 230H206L205 231V229L204 230H201L199 233H197V234H195V235H193V234H191V237L189 238L190 239V242H191V246H192V248H193V250H192V253L194 252V254H195V256L197 255L199 258L200 257H205L204 259H206V257H210L211 258V262H210V260H208L210 263L209 264H248V263H246L247 261L249 262L250 261V259L248 260L245 256V260L243 261V262H241L240 261V263H238L237 261L235 262L234 261V258L232 259V257L230 256V255H232L233 253H234V251H233V253H232V251H231V253H230V255H229V252H230V250H231V248H229L228 246H224L223 248L221 247V248H219L218 247V245H217V247H215L214 245H213V243H209V241H207V239L208 238H211V237H209V232H207ZM217 231H218V229H217ZM223 231V230H222ZM26 232H27V230H26ZM82 232H83V230H82ZM90 232V231H89ZM97 232V231H96ZM99 232V231H98ZM132 232V231H131ZM134 232V231H133ZM141 232H143V231H141ZM140 232V233H141ZM211 232H212V230H211ZM210 232V233H211ZM219 232V231H218ZM224 232V231H223ZM69 233V232H68ZM81 233V232H80ZM126 233V232H125ZM125 233H123L124 235H125ZM171 233V232H170ZM174 233V232H173ZM196 233V232H195ZM213 233V232H212ZM220 233V232H219ZM229 233V232H228ZM72 234H74V232H72ZM94 234V233H93ZM100 234V233H99ZM121 234V233H120ZM122 234V235H123ZM126 234H128V233H126ZM132 234V233H131ZM144 234V233H143ZM167 234V233H166ZM189 234V235H190ZM49 235H51V234H49ZM48 235V236H49ZM60 235V234H59ZM66 235V234H65ZM81 235V234H80ZM85 235V234H84ZM134 235V234H133ZM145 235V234H144ZM240 237H242V234L240 233ZM244 235H247V234H244ZM1 236V235H0ZM10 236V235H9ZM52 236V235H51ZM56 236V235H55ZM67 236V235H66ZM95 236V235H94ZM98 236V235H97ZM100 236V235H99ZM111 236V235H110ZM166 236V235H165ZM177 236H178V234H177ZM181 236V235H180ZM221 236V235H220ZM262 235H260V237H261ZM17 237H18V235H17ZM22 237H23V235H22ZM36 237V236H35ZM50 237V236H49ZM59 237V236H58ZM79 237V236H78ZM88 237L90 238V235H88L87 234V237H84V239H83V242L85 241V240H87L88 239ZM96 237V236H95ZM109 237V236H108ZM127 237H129V236H127ZM137 237V236H136ZM182 237V236H181ZM214 237V236H213ZM218 237V236H217ZM240 237L238 236V238H239V243H238V245H235V247H236V249L237 250H239V251H241L242 253L244 252L245 253V251H247V249H249L250 250V252L251 253H253L252 251H254V246L253 247H249V246H243L240 242H241V240L243 239V238H241L240 239ZM243 237H246V236H243ZM250 237H251V234H250ZM20 238V237H19ZM82 238V237H81ZM85 238H87V239H85ZM92 238V237H91ZM178 238H180L179 236H178ZM219 238V237H218ZM221 238H223V237H221ZM252 238H254L255 239V237H254V234H253V237ZM262 238H264V236H262ZM4 239V238H3ZM16 239V238H15ZM30 239V238H29ZM56 238L54 237V239H53V237H52V240L53 241H56L55 240ZM60 239V238H59ZM94 239V238H93ZM101 239V238H100ZM112 239H114V238H112ZM124 239V238H123ZM147 239V240H146ZM184 239V238H183ZM225 239H227V237H225ZM248 239V237L246 238V240ZM258 240L260 239V238H257ZM71 240V239H70ZM91 240V239H90ZM96 240H97V238H96ZM131 240V239H130ZM135 240H139V239H136L135 238ZM212 240V239H211ZM223 240H224V238H223ZM253 240V239H252ZM261 240V239H260ZM259 240V241H260ZM29 242L30 240H28V235H27V233L24 235V240H23V242ZM33 241V240H32ZM67 241V240H66ZM69 241V240H68ZM88 241H89V239H88ZM91 241H93V240H91ZM90 241V242H91ZM107 241V240H106ZM128 241V240H127ZM146 241H150L149 243L150 244H145V242ZM224 241H226L227 242V240H224ZM242 241H244V240H242ZM254 241V240H253ZM74 241H72L71 243H73ZM76 242V241H75ZM82 242V241H81ZM81 242H78V244H80ZM82 242V243H83ZM87 242V241H86ZM86 242H85V244L84 245H87V244H89V242L86 244ZM136 242V241H135ZM138 242H140V241H138ZM137 242V243H138ZM183 242V241H182ZM221 242H223V241H221ZM225 242V243H226ZM257 242V241H256ZM262 242H264V241H262ZM262 242H260V243H262ZM17 243V242H16ZM19 243V242H18ZM21 244H23L22 242H20ZM30 243V242H29ZM39 243V242H38ZM37 243V244H38ZM63 243V242H62ZM62 243H61V247H62ZM68 243V242H67ZM67 243H65V244H67ZM148 243V242H147ZM184 243V242H183ZM186 243V242H185ZM234 243V242H233ZM244 243V242H243ZM255 243V242H254ZM259 242H257V244H258ZM8 244H9V242H8ZM35 244V243H34ZM69 244V243H68ZM74 244V246L76 247L75 249H74V251L72 252V250H71V252L69 253V255H72V257H75L76 255V257H78V256H81L82 254V251H84L85 250V247H84V245H83V247H82V245H78V244H75V243H73ZM124 244V243H123ZM187 244V243H186ZM235 244V243H234ZM247 244V243H246ZM245 244V245H246ZM14 245V244H13ZM78 245V246H77ZM91 245V244H90ZM89 245V246H90ZM95 245H96V243H95ZM102 245V244H101ZM116 245H118V244H116ZM162 245V246H161ZM10 246V245H9ZM15 246V245H14ZM17 246H19V245H17ZM21 247H22V245H20ZM29 246V245H28ZM58 245L56 244V247H57ZM112 246V245H111ZM115 246V245H114ZM189 246V245H188ZM231 246H233L234 247V245H231ZM43 247V246H42ZM56 247L53 245V251H55V249H56ZM103 247V246H102ZM118 247H120V246H118ZM171 247H173L174 248V252H178V253H181L182 255L184 254L185 255V257L179 262V258H177V256H175L176 257V260H174L173 261V264H183L185 261V263H191V264H194L193 262H194V259H196V258H194L193 259V261H192V259H191V256H190V251L189 250H187V249H183V248H177V247H175V246H171ZM181 247V246H180ZM183 247V246H182ZM5 248V247H4ZM30 248V247H29ZM58 248V247H57ZM70 248H72V247H70ZM87 248H89V247H87ZM86 248V250H88ZM130 248V247H129ZM172 248V249H173ZM66 249V248H65ZM102 249V248H101ZM128 249V248H127ZM134 249V248H133ZM169 249V248H168ZM171 249V250H172ZM189 249H190V247H189ZM18 250V249H17ZM20 250V249H19ZM30 250V249H29ZM68 251H70L69 250V248L67 249ZM66 250V251H67ZM86 250H85V253H86ZM94 250H96V248L94 249ZM117 250V249H116ZM160 250H162V249H160ZM233 250V249H232ZM248 250V251H249ZM32 251V250H31ZM36 251H38V250H35V252ZM64 251V250H63ZM98 251V250H97ZM99 251H101V250H99ZM132 251V250H131ZM137 251H139V250H137ZM169 251V250H168ZM186 251V252H185ZM256 251V250H255ZM26 252V251H25ZM43 252V251H42ZM45 252V251H44ZM56 252V251H55ZM60 252V251H59ZM105 252V251H104ZM103 252V253H104ZM140 252H141V250H140ZM145 252V251H144ZM143 252V253H144ZM155 252V251H154ZM237 252V251H236ZM261 252V251H260ZM260 252H258L257 251V253H260ZM102 253V252H101ZM125 253V252H124ZM148 253V252H147ZM35 254V253H34ZM39 254V253H38ZM38 254H35L34 256H36V260H35V264H51V263H49V257L47 258V256H44V257H42V258H40V255H38ZM81 254V255H80ZM115 254V253H114ZM235 254V253H234ZM33 255V254H32ZM31 255V256H32ZM74 255V256H73ZM105 255V254H104ZM193 255V254H192ZM242 255V254H241ZM240 255V256H241ZM245 255L247 256V253H245ZM2 256H5V255H3V254H1V252H0V261H2ZM9 256V255H8ZM42 256V255H41ZM50 256V255H49ZM53 256V255H52ZM83 256V255H82ZM98 256H99V254H98ZM101 256V255H100ZM106 256V255H105ZM104 256V257H105ZM133 256V255H132ZM136 256V255H135ZM145 256V255H144ZM76 257H75V259H76ZM103 257V258H104ZM234 257V256H233ZM9 258V257H8ZM16 258V257H15ZM51 258V257H50ZM71 258V257H70ZM83 258H85V257H83ZM97 258V257H96ZM152 259H149V258H147L146 260H147V263L146 264H158V263H156V260H154L153 259V257H151ZM198 258V259H199ZM243 258V257H242ZM4 259H5V257H4ZM3 259V260H4ZM33 259H35L34 257H33ZM48 259V260H47ZM55 259V258H54ZM80 259H81V257H80ZM78 260L79 262L82 260ZM97 259H100V258H97ZM119 259V258H118ZM203 258H202V261L204 260ZM237 258H235V260H236ZM254 260H255V258H253ZM13 260V259H12ZM84 260V259H83ZM111 260V259H110ZM121 260V259H120ZM185 260V261H184ZM199 260H201V259H199ZM243 260V259H242ZM262 260V259H261ZM51 261V260H50ZM124 261V260H123ZM128 261H130V260H128ZM184 261V262H183ZM207 261V260H206ZM205 261V262H206ZM258 260H256L255 262H257ZM262 261H264V260H262ZM261 261V262H262ZM85 262V261H84ZM101 262V261H100ZM110 262V261H109ZM125 262H126V260H125ZM197 262H198V260H197ZM200 262V261H199ZM205 262H204V264H205ZM251 263L253 262L252 260L250 261ZM261 262H259V263H261ZM7 263V262H6ZM13 263V262H12ZM141 264H142V262H140ZM139 263V264H140ZM145 262H143V264H144ZM100 264V263H99ZM127 264V263H126ZM137 264V263H136ZM197 264V263H196ZM199 264V263H198Z\"/></svg>", "mask_w": 264, "mask_h": 264}]
</instances>
